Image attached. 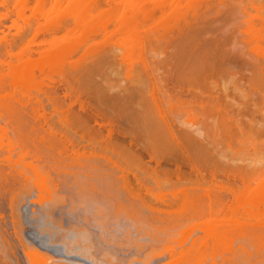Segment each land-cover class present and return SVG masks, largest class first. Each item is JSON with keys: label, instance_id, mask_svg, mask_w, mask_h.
<instances>
[{"label": "bare ground", "instance_id": "bare-ground-1", "mask_svg": "<svg viewBox=\"0 0 264 264\" xmlns=\"http://www.w3.org/2000/svg\"><path fill=\"white\" fill-rule=\"evenodd\" d=\"M264 0H0V5L2 4V5H5L6 4V10H7V13L10 11V13H12L13 15H16V17H14V19L11 17V15H9V16H7V13H0V20H9L8 22H10L9 23V28H8V26H7V30L8 29H10V30H14L15 31V33H14V31H12V33H14L13 34V37H12V34H11V37H10V35L8 36V34L6 33V35H7V38H6V36H4L5 34L3 33V31L4 30H2V32H1V37H0V39H1V41H7V43H6V45H8L9 46V52H8V50H7V53H8V55L11 57V58H16V60H14V62L13 61H10V64H12V66H10V67H12V68H10L11 69V72H10V76H11V78H12V83L15 85V87H17L16 89V91H18V89H19V93H21L22 95V97L25 95L26 97H27V102H29L30 103V107H31V110L33 111V112H31V110H29V111H27V110H24L23 111V109H24V107H22V102L20 103V100H19V97L20 96H18V99L17 100H15L16 98L14 97V94H13V92L11 91V89L9 90V88H8V90L7 89H4L3 87H0V111L1 110H14V109H12V107L13 106H15V102H19L20 104L19 105H21L20 107H17V108H15V110H14V114H16V116L17 117H19L18 118V123L20 124V125H24V134H22V139L19 137V139L20 140H22V142H23V147H25V148H23V149H25V151L27 152L28 151V148H27V146L29 147H31L32 146V148L35 146V148H39L38 149V151L39 152H41L42 153V150H44V151H46L47 150V152H43L44 154H47V155H49V153L50 154H52V152L54 153V151L55 150H53V148L54 149H56V150H58L59 152H57V154H59L61 157H63V156H65V154L63 155V151H65V149H67V148H64V146L66 145V141H65V139H67V141H70L71 143H69V144H71L70 146H73V147H71V149L73 150L77 145H78V147L77 148H75V149H77L76 150V153H75V155H74V157L72 158V156H68L67 155V159L69 158V161H71L70 159L72 158V159H76V161L79 159V160H82V159H98L99 158V156H100V154L99 153H102L103 154V152L102 151H104L105 153L103 154V157H104V155L108 152H111L113 155V157L112 158H115V157H117V159H121V162L122 161H124V162H126V165H127V163H129L128 165H135L137 168L143 163V161H142V163L140 162V164H137V162L139 161L138 159H140L141 160V157L139 158L138 156L140 155L139 153L141 152L140 150H137V151H140L138 154V156H137V153H135L136 151L134 150V148H133V146H135L134 144L135 143H139V145H138V143H137V145H138V147L140 148H143L144 147V149H141V150H148V154L150 153L152 156L153 155H155V157L157 158L158 156H160V154H161V156H160V158L159 159H157V161L158 160H160L161 159V157L163 158V153H165V154H172V155H177L178 153L180 154V153H182L181 155H182V157H187V159L188 160H190V161H192V162H195V163H197L196 161H198V160H202L203 162L204 161H206V162H204V163H209V162H211V163H215L214 165L216 166L217 165V162H218V160H219V162L220 163H222L221 161V159H222V157H224L223 158V160H224V162L223 163H225V161L227 160V158L229 157V156H227L226 154H221L220 152H221V150H220V152H219V154H221L222 156H221V158H219L218 159V157H217V152L215 153L214 151V153H212V152H210L211 150L208 148V147H203L202 146V144H199V143H197L196 142V140L194 139H192V138H190L191 136H190V134H189V132H188V130L186 131V132H188L187 134H186V132H179V130H177V124H174L175 123V120L176 119H179V118H176L178 115H176L175 117H173V115L175 114L174 112L175 111H177L178 109L179 110H181V112L180 113H182V115L184 114L186 117V119H185V123H187V125H188V123H189V120L187 119V116L189 115L188 113H183L184 112V110L185 111H188L189 110V108L191 109V107L193 106V104H194V102H193V104L191 103V101L189 100V99H186L185 98V100H186V104H188L189 105V101H190V104H192V106L191 107H189L188 108V106H187V108L185 107L186 106V104H185V106H184V101L182 102V105H180V107H182L183 109L184 108H186V109H181L180 107L178 108L177 107V103L180 101V98H182V97H180L181 95H180V93L178 94V97H180V98H178L177 96V99H179L178 101H177V103H176V107L174 106V101L176 100V98L174 97V100H172V98L171 97H173V96H170V98H169V100H171V101H173V102H171V101H167V102H169V103H172V104H168L165 100H167L168 98L166 97V96H164V97H166L167 99H164L163 98V100L165 101V103H166V108L163 106V105H165V103H164V101L162 100V99H160L161 97H163V95L164 94H167L166 93V91L163 93V92H161L162 91V88H161V86L159 87L161 90H160V92H161V94H160V92L158 93L159 94V96L161 95V97H159V96H157L158 94H157V92L159 91V88L158 87H156L157 85L159 86V84L158 83H156L157 85L156 86H153L152 84H153V82L155 81L154 80V78H156L160 73L157 71V73H158V75H157V73H155L154 72V70H157L158 68H160L161 67V64H162V66L163 67H161V68H163L164 69V67H166V68H168V69H166V70H168V74H166V76H165V78H164V76H161V74H160V76H159V78H161L163 81H164V79H165V81H169L170 79V81H172L173 80V83H172V87H174V84H175V88H178L177 87V85H176V83L178 82V81H180V82H178V83H181V82H183V81H187L188 80V82H189V80H190V82H191V80H195V79H197V78H199L201 75H203V73L204 72H206V69L208 68H210V65L211 64H213L212 62L214 61L215 63L214 64H217L218 65V63L213 59V60H211L210 58H214V55H213V57H211L212 55H210L209 53L210 52H213L214 53V51H223L224 53H226V55H224L225 56V62L227 63V64H229V66H231V71L230 72H232V70H234L235 72H237V68L236 67H244L245 68V66H249V67H251V68H253V70H251V71H257V72H253L254 73V75H253V73H252V75L254 76V77H252V79L253 78H255L254 80L256 81V82H250L251 84L253 83V85H254V87H255V83H257V84H261V85H263V88H264V67L262 66V64L264 65V58L263 59H259V57L257 56V55H261L262 53H261V51H264V49H263V45L262 44H264V27H262V26H260V28L258 27V23H259V25L261 24V25H263L262 23H264V18H262V16L261 15H263L264 16V12L262 13V10L264 11V9H262V8H264L263 6H264V4H263V6L262 5H260V6H262V8H261V10L259 11V9L257 10L256 9V4H258V6H259V4L261 3V2H263ZM248 5H256V6H252V8H254V11H258V12H256V13H258V14H260V17L262 18V19H260L258 16V14H255L259 19H258V21L260 20V21H263V22H261L260 23V21L259 22H256V24L254 23V21L255 20H251L252 19V17L250 18V15L252 16L253 14H250L249 15V13H247V12H249V11H247V9H249L250 11H251V7L249 8H246ZM257 6V7H258ZM3 9V8H2ZM5 10V9H4ZM246 10V11H245ZM253 11V12H254ZM3 12V11H2ZM252 12V11H251ZM250 12V13H251ZM248 14V15H247ZM242 16H244V17H246V18H243ZM248 16H249V18H250V20L251 21H249L247 18H248ZM242 18H243V21H244V19H246V21H244V22H246L245 24L247 25V23H248V21H249V25H250V29H251V27L252 26H257V27H255L256 29L254 30L255 32H253V30H252V32L250 33V29H248V30H250V31H246V32H244V31H242L241 30V28H243L244 29V27H245V25H243L244 27H239L238 29H240V30H238L237 29V27H238V23L240 24V25H242L241 23H240V21L242 20ZM253 18H254V16H253ZM257 19V18H256ZM243 21H241L242 23H243ZM255 24V25H254ZM8 25V24H7ZM248 28H249V26H248ZM258 28H259V30H258ZM237 29V30H236ZM6 30V31H7ZM244 30H247V26H246V29H244ZM240 31V32H239ZM8 33H9V31H7ZM239 32V33H238ZM242 32H243V34H242ZM241 33V34H240ZM240 34V35H239ZM239 36L241 37V38H239ZM8 37H10V38H8ZM0 41V42H1ZM5 45V46H6ZM8 46H7V48H8ZM245 46V47H244ZM243 47V48H242ZM6 48V49H7ZM245 48H247V50H246V52L244 51V49ZM248 49H249V51H248ZM223 53V54H224ZM262 56H264V54L262 55ZM261 56V57H262ZM210 57V58H209ZM219 57V56H218ZM223 57V56H222ZM216 59H217V57H215ZM5 59V58H4ZM220 59V58H219ZM222 59V58H221ZM224 59L223 60H221L222 61V64H224ZM218 61V60H217ZM3 62V61H2ZM219 62H220V60H219ZM221 63V62H220ZM220 63H219V66H220ZM225 63V64H226ZM160 65L159 67H158V65ZM164 64L166 65V66H164ZM158 68H157V67ZM214 67H216L215 65H213ZM224 65H222L221 67H223ZM226 66V65H225ZM228 65L226 66V68H224V70H223V68H222V70H223V73H225V76H229L230 77V75L232 74H230V73H227V70L229 69L230 70V67H229ZM155 67H156V69H155ZM212 67V66H211ZM213 67V68H214ZM221 67H217V68H221ZM229 67V68H228ZM262 67H263V69H262ZM232 68H235V69H232ZM250 68V69H251ZM255 68V69H254ZM211 69V68H210ZM243 68H241L240 70H242ZM246 69H247V67H246ZM249 69V68H248ZM159 70V69H158ZM166 70L164 71L165 73H166ZM228 70V71H229ZM244 70V69H243ZM242 70V71H243ZM7 71V70H6ZM220 71V70H219ZM233 71V74L235 73ZM238 71H239V69H238ZM222 72V71H221ZM244 72V71H243ZM2 73V72H1ZM155 73V74H154ZM161 73H162V71H161ZM164 73V74H165ZM223 73H221V75H224ZM238 74L240 73V76L239 77H241L242 78V76H243V74H241L242 72L240 71V72H237ZM219 74V73H218ZM230 74V75H229ZM232 74V76H234ZM236 74V73H235ZM255 74H256V77H255ZM156 75V76H155ZM170 76V79H168L169 78V76ZM220 75V76H221ZM242 75V76H241ZM251 75V76H252ZM1 76V75H0ZM3 76V75H2ZM168 76V77H167ZM225 76H223L224 78H225ZM232 76H231V78H232ZM244 76H245V74H244ZM9 77V76H8ZM56 77H59L60 79H62L63 81H66L65 83L68 85V86H66L67 87V90H68V92H73V91H80V92H82L83 94L85 93L86 95H88V97L90 98V99H92L93 100V105H92V107L94 106L95 108V110H97L98 112H103V114H104V116L106 117V115L107 116H109V117H111L110 118V121H111V119L112 120H117L118 122H119V125H122V128H124V132L123 131H121V133H123V137H124V134L126 135V134H131L134 138H135V141L134 140H131V143L134 141L135 143L134 144H131V145H133V146H130V147H132L133 148V151H135V152H133L129 147L127 148V146H124V145H119L118 143L117 144H113V142L112 141H110V143L112 142V145H110V144H104V143H106L107 142V139H106V137H105V139H106V142H105V140H104V142L102 141V140H100V138H102V135L100 136V134L99 133H101V132H99V131H97V132H99V133H94V134H96V135H99L100 136V138L99 137H96L95 138V135H93V133L90 135V138L91 139H93V137H94V144H96L95 145V147H93V145L94 144H92V146L91 145H89L88 146V148L87 147H85V142H86V139H87V137H86V135L88 136L89 135V132L88 131H86V130H89L88 128H89V122H87V120H89V119H87L86 117H84V118H86L85 120H83V121H79L78 120V117L77 116H79V114H81V113H79V114H77V116H75V118L77 117V119L75 120V118H74V120H73V117H72V115H69L70 113H68V115L66 116V117H64V119H63V117L61 118L63 121V125L61 124V126H64V128L65 127H69L70 128V125H72L71 127L72 128H70V130L72 131V129H75V127L76 126H78V128L81 130V128L79 127V126H81L82 127V129L83 130H81V132L82 131H84L85 129V133H86V135L84 134V132L82 133V134H84L85 135V139H80V140H85V144L83 143V144H81V142L80 143H78L79 141V139H77L75 136H78L79 138H81V136L83 137V135L80 133V135H78V134H76V133H78V132H76V130L77 131H79L78 130V128H76L75 129V131H73V133L75 134V136L74 135H72V136H74V138H76V139H74L73 140V138L72 137H70V136H66V138L65 139H62V138H60V136L59 137H57V136H55L54 134L52 135V133H49L48 132V130H46V129H43V126L41 125V127L40 126H37L38 128H36L35 127V124H36V122H33V121H35L34 119H33V117H31V119H30V121H32V122H30V121H22V119H20V118H22V117H20V115L23 113V115H24V113H26L25 111H27L28 113H30L31 114V116H33L34 115V113H37V112H40L41 110L40 109H42V111H41V113H39V114H42V112L46 109L47 110V108H44V107H47V105L49 106V108H50V104H47V101L45 102L46 103V105L44 104V102H42V101H44V100H49V101H51L52 99L53 100H57L56 99V95L58 94V93H56L53 89L54 88H52V87H54V86H52L51 84H49V83H52L54 80H55V78ZM205 77V76H204ZM222 77V78H223ZM226 78L227 80L228 79H230V78ZM235 77V76H234ZM2 78V77H1ZM181 78V79H180ZM224 78L222 79V81L224 80ZM240 78V79H241ZM244 78V77H243ZM160 79V80H161ZM167 79V80H166ZM178 79V80H177ZM203 79V78H202ZM251 78L249 77V80H250ZM159 80V81H160ZM176 80H177V82H176ZM182 80V81H181ZM199 80V79H198ZM204 80V79H203ZM202 80V81H203ZM226 80V81H227ZM236 80V79H235ZM3 81H4V79H3ZM225 81V80H224ZM237 81V80H236ZM234 82L235 84V86H234V89H235V87H238V93H237V91H233V92H236L237 93V95H239L240 93L242 94V92H240L239 90L240 89H242L243 90V88H241L240 86H242V84H243V81H242V84L240 85L239 83L241 82L240 80V82L238 81V82ZM247 81V80H246ZM1 82V81H0ZM48 82V83H47ZM155 82H158L157 80L155 81ZM154 82V83H155ZM162 81H160V83H161ZM175 82V83H174ZM187 82V83H188ZM196 82H199V81H196ZM229 82V81H228ZM2 83V82H1ZM11 83V82H10ZM46 83H47V85H46ZM57 83V82H56ZM59 83V82H58ZM61 83V82H60ZM59 83V84H60ZM166 83V82H165ZM177 83V84H178ZM183 83H185V82H183ZM192 83H193V81H192ZM201 83V82H200ZM207 83V82H206ZM224 83V82H223ZM223 83H222V85H223ZM232 83V82H231ZM236 83H238V84H236ZM3 84V83H2ZM167 84V83H166ZM170 84V83H169ZM190 84V83H189ZM194 84V83H193ZM228 84V83H227ZM245 84V83H244ZM243 84V85H244ZM61 85V84H60ZM182 85H184V84H182ZM182 85H179V86H181L182 87ZM225 85V84H224ZM233 85V84H232ZM231 84H230V88H226V89H230V91L232 92V90H234V89H232L231 90V87L233 88V86H232ZM247 85V84H246ZM2 86V85H1ZM63 87L65 86V84L63 83V85H62ZM61 86V87H62ZM170 86V85H169ZM228 85H226V87H227ZM257 86V85H256ZM259 86V85H258ZM154 87V88H153ZM163 87V86H162ZM171 87V86H170ZM172 87L170 88V90H169V93H170V91L172 92ZM224 88H225V86H223ZM229 87V86H228ZM243 87V86H242ZM253 87V86H252ZM11 88V87H10ZM14 88V87H13ZM60 88V87H59ZM156 88V89H155ZM175 88H173V89H175ZM185 88V87H184ZM240 88V89H239ZM258 88V87H257ZM61 89V88H60ZM63 89V88H62ZM71 89V90H70ZM164 89V88H163ZM180 89V88H179ZM223 89V88H222ZM256 89V88H255ZM258 89H260V87L258 88ZM155 90H156V92H155ZM175 90H177V89H175ZM183 90V89H182ZM182 90H180L181 92H182ZM241 90V91H242ZM174 91V90H173ZM224 91V93L225 92H227L228 94L230 93L229 92V90H223ZM260 91H262V90H260ZM264 91V90H263ZM62 92V91H61ZM79 92V93H80ZM177 92H179V90L177 91ZM232 92V93H233ZM240 92V93H239ZM244 92V91H243ZM56 93V94H55ZM60 93V92H59ZM79 93H78V95H79ZM82 93H81V96H83L82 95ZM175 93H176V91H175ZM235 93V94H236ZM261 93V92H260ZM18 94V93H17ZM71 94V93H70ZM76 94V93H75ZM157 94V95H156ZM163 94V95H162ZM170 94H173V92L172 93H170ZM183 94V93H182ZM228 94L226 95L227 97L226 98H230V96L228 97ZM234 94V95H235ZM256 94V93H255ZM262 94V93H261ZM261 94H260V96H261ZM58 95H61V94H58ZM168 95V94H167ZM177 95V94H176ZM180 95V96H179ZM233 95V96H234ZM264 94H262V96H263ZM15 96H16V94H15ZM77 96V95H76ZM80 96V95H79ZM184 96V95H183ZM225 96V95H224ZM232 96V97H233ZM242 96V95H241ZM240 96V97H241ZM249 96V95H248ZM255 96V95H254ZM261 96V97H262ZM17 97V96H16ZM33 97V98H32ZM61 97V96H60ZM158 97H159V99L161 100V101H163V105H162V103H161V101L160 100H158ZM217 97V96H216ZM253 97V96H252ZM15 98V99H14ZM24 98V97H23ZM84 98V97H83ZM233 98H236V97H233ZM246 98V97H245ZM256 97H254L253 99H255ZM12 99L15 101L13 104L14 105H12ZM22 99V98H21ZM80 99H82V98H80ZM85 99V98H84ZM89 99V100H90ZM183 99H184V97H183ZM219 99H221V98H219ZM232 99V98H231ZM237 99V98H236ZM262 99V101H261V105H258L259 103H257V105H256V102H254L253 104L255 105L254 106V109L252 110L253 111V113H252V115H254L256 112H257V114H260V113H258V112H262L263 114H264V97H262L261 98ZM187 100H188V103H187ZM202 100V99H201ZM210 100V99H209ZM252 100V99H251ZM22 101V100H21ZM73 101V100H72ZM85 101H86V99H85ZM91 101V100H90ZM90 101H87V103H89ZM229 101H230V99H229ZM232 102L234 101V100H231ZM247 100H245V102H246ZM23 102H25V101H23ZM41 104H40V103ZM58 102V101H57ZM56 102V103H57ZM64 104H65V101H64V99H63V101H62ZM225 102H226V100H225ZM228 102V101H227ZM235 103H236V105H238L237 104V102H236V100L234 101ZM233 102V103H234ZM248 102V104L250 103L249 101H247ZM246 102V103H247ZM253 102V101H252ZM257 102H260V98H259V101H257ZM39 103V104H38ZM49 103V102H48ZM68 103V102H67ZM86 103V104H87ZM174 103V104H173ZM228 103H230V102H228ZM228 103L226 104V107L228 106ZM232 103V106L234 107V104ZM53 105H54V103H52ZM63 104V105H64ZM72 104V103H71ZM70 104V105H71ZM76 104V103H75ZM90 105H91V102L89 103ZM181 104V103H180ZM245 104V103H244ZM253 104L251 103V105H252V107H253ZM39 105H42V106H39ZM45 105V106H44ZM52 105V106H53ZM56 105V104H55ZM58 106H56L55 108H53L54 109V114H56V111L58 112V110H60L61 111V109L62 108H64V107H62V106H60L59 107V104H57ZM67 105H69V104H67ZM73 105V104H72ZM71 105V106H72ZM81 105V104H80ZM208 105V104H207ZM223 105H225V104H223ZM229 105H231V103L229 104ZM246 105V104H245ZM179 106V105H178ZM190 106V105H189ZM211 106V105H210ZM209 106V107H210ZM232 106H231V108H232ZM239 107H240V105H238ZM258 106V107H257ZM62 107V108H61ZM68 107H70V106H68ZM68 107H66V109H62V114H63V111H65V110H67L68 109ZM202 107V106H201ZM225 107V106H224ZM225 107V108H226ZM230 107V106H229ZM235 107H237V106H235ZM238 107V108H239ZM242 107H244V105L242 106V103H241V109H242ZM249 107V109H250V107L251 106H248ZM26 108V107H25ZM61 108V109H60ZM71 108V107H70ZM177 110H176V109ZM193 108H195V107H193ZM209 109V108H208ZM229 109V108H228ZM227 109V110H228ZM234 108H232L231 110H233ZM244 109H246V111H247V106H245V108ZM248 109V110H249ZM40 110V111H39ZM70 110V109H69ZM183 110V111H182ZM204 110V109H203ZM203 110H201V111H203ZM213 110V109H212ZM217 110H219V109H217ZM221 110V109H220ZM243 110V109H242ZM21 111H22V113H21ZM49 111V110H48ZM59 111V112H60ZM73 111V110H72ZM71 111V112H72ZM92 111V110H91ZM94 111V110H93ZM194 111V110H193ZM209 111V110H208ZM207 111V112H208ZM216 111V110H215ZM229 111V110H228ZM228 111H227V113L225 114V119H227L226 121H225V119L223 118V115H222V113H220L221 114V121L222 120H224L225 122H226V124H225V122L224 121H222L221 123H224V125L222 126V127H224L226 130H228L226 127L228 126H231V120H229L228 121V118L229 117H227L226 115L228 114ZM245 111V112H246ZM249 111H251V109L249 110ZM46 111H44L43 112V116H44V113H45ZM58 112V114H60ZM67 112H68V110H67ZM75 112V111H74ZM73 112V113H74ZM81 112V111H80ZM95 112V111H94ZM178 112V111H177ZM198 112V111H197ZM225 112V111H224ZM233 112V111H232ZM242 112H243V114H242ZM242 112H240L241 114H242V116H244V111H242ZM21 113V114H20ZM27 113V114H28ZM47 113V112H46ZM49 113V112H48ZM51 113V112H50ZM49 113V115H51L52 116V114L53 113H51L50 114ZM171 113V114H170ZM174 113V114H173ZM231 112H229V114H230ZM247 113V115H249V114H251L250 112H249V114H248V112H246ZM14 114H13V116H14ZM20 114V115H19ZM27 114H25L26 116H27ZM33 114V115H32ZM57 114V115H58ZM65 114H67V113H64V116H65ZM72 114V113H71ZM76 114V113H75ZM170 114V115H169ZM173 114V115H172ZM195 114V113H194ZM224 114V113H223ZM235 114V113H234ZM1 115V114H0ZM10 115V114H9ZM57 115H55V117L57 116ZM102 115V114H101ZM168 115L170 116V117H168ZM184 115H183V117H184ZM197 115H198V113H197ZM196 115V116H197ZM231 116L230 117H232V115H233V113L232 114H230ZM236 115V114H235ZM37 116V115H36ZM103 116V115H102ZM103 116V118H105ZM173 118H172V117ZM200 116V115H199ZM205 116V115H204ZM209 116V115H208ZM241 116V115H240ZM240 116H239V113L237 114V116H236V118L237 117H239L240 118ZM7 117V116H6ZM15 117V116H14ZM47 117V116H46ZM59 117V116H58ZM70 117H71V119H70ZM182 117V118H183ZM213 117V116H212ZM233 117H234V115H233ZM232 117V118H233ZM244 117H246V116H244ZM247 117H249V116H247ZM252 117V116H251ZM250 117V118H251ZM3 118V117H2ZM44 118V117H43ZM82 118H83V116H82ZM82 118L80 119V117H79V119L80 120H82ZM168 118H170V119H168ZM176 118V119H175ZM218 118V117H217ZM223 118V119H222ZM255 118V117H254ZM254 118H251L250 120H249V118H244L245 120H246V122L244 121L243 122V130L241 129V125H242V122H240V120H239V124H241V125H239L240 126V129L242 130V134H244L243 136H245V138L247 139V138H249V136H250V131L249 130H253L254 129V126H255V128H256V124H255V122H253L254 121ZM257 118V117H256ZM0 119H1V117H0ZM15 119H17V118H15ZM52 121L54 120V118L52 119V118H50ZM50 119H48V120H46L45 121V123H47L48 124V127H54L56 130H58L59 128H60V126H58L59 128L57 129V125H55V124H53L54 122H52V124L53 125H55V126H51V120ZM56 119H57V117H56ZM172 119H174V121L172 120ZM184 119V118H183ZM203 119V118H202ZM207 119V118H206ZM243 119V118H242ZM247 119H248V121H247ZM106 120H107V117H106ZM109 120V119H108ZM107 120V121H108ZM170 120H172L171 122H173L172 124H169V123H171V122H168V121H170ZM193 120V119H192ZM237 121H238V118L236 119ZM13 121H14V119H13ZM60 121V120H59ZM86 121V122H85ZM90 121V120H89ZM94 121H95V119H94ZM101 121V120H100ZM205 121V120H204ZM218 121V120H217ZM229 122V124L230 125H228V122ZM237 121H235V123L237 122ZM44 122V121H43ZM56 122H57V120H56ZM61 122V123H62ZM82 122H85V123H88L87 124V126H86V124L85 123H82ZM99 122V121H98ZM6 123H8V122H6ZM16 123V122H15ZM35 123V124H34ZM44 123V124H45ZM60 123V122H59ZM106 123V122H105ZM114 123H116V122H114ZM113 122H111V123H109V124H114ZM177 123H178V121H177ZM190 123H191V121H190ZM194 123V122H193ZM199 123V122H198ZM220 123V122H219ZM14 124V123H13ZM33 124H34V127H33ZM41 124V123H40ZM57 124H58V122H57ZM99 124V123H98ZM101 124V123H100ZM103 124V123H102ZM237 124V123H236ZM26 125V126H25ZM73 125H76L75 127H73ZM91 125V124H90ZM106 125V124H105ZM117 125V124H116ZM173 127H172V126ZM174 125H176L175 126V128H174ZM178 125H179V123H178ZM193 125V124H192ZM191 125V127L193 128V126ZM215 125H217V124H215ZM222 125V124H221ZM220 125V126H221ZM238 125V124H237ZM236 125V126H237ZM1 126V125H0ZM47 126V125H46ZM103 126V125H102ZM111 126V125H110ZM114 126H115V124H114ZM234 126V125H233ZM246 128H245V127ZM113 127V125L111 126V128ZM186 127H188V128H190L189 126H186ZM185 127V128H186ZM20 128V127H19ZM23 128V127H22ZM21 128V129H22ZM63 128V129H64ZM117 128V127H116ZM66 129V128H65ZM65 129H64V131H65ZM91 129V128H90ZM105 129H108V128H105ZM113 129H114V127H113ZM191 129V128H190ZM230 129V128H229ZM234 129H235V127H234ZM245 129H247L246 131H245ZM257 129V128H256ZM255 129V130H256ZM59 130H61V129H59ZM58 130V131H59ZM68 130V132H69V129H67ZM94 130H96L95 128L93 129V130H91L92 132L94 131ZM98 130V129H97ZM112 130V129H111ZM207 130V129H206ZM215 130V129H214ZM232 129H230V131H231ZM238 130V129H237ZM237 130H234V131H237ZM37 131V132H36ZM117 131V130H116ZM119 132H120V130H118ZM118 131H117V134H118ZM200 131V130H199ZM210 131V130H209ZM229 131V130H228ZM229 131V132H230ZM233 131V130H232ZM231 131V132H232ZM239 131V130H238ZM237 131V132H238ZM244 131H245V133L246 132H248V134H249V136L248 137H246L247 135H245V133H244ZM261 131V130H260ZM35 132V133H34ZM60 132V131H59ZM95 132V131H94ZM126 132V133H125ZM195 133H196V131H194ZM204 132V131H203ZM240 132V131H239ZM238 132V133H239ZM3 133H4V129L2 128V126L0 127V149H4L5 147H4V145H6V149H4V150H1V151H3V154H2V157H3V159H1L0 161H5V162H7L8 163V165H9V169H10V171L13 169V167H14V170H16V168H18V166H21L22 164H23V167L25 166L26 168L28 167H30V169H32L33 170V168H34V166H33V163H25V162H23L22 163V160H24L25 159V155L27 154V153H25L24 154V151H20V152H18V157H13L12 156V154H11V152H13L14 153V151H12L13 149L11 148V147H14L13 146V144H15L14 142V140L16 139L17 141H16V143L17 142H19L18 141V139L17 138H15L14 140H12V141H14L13 142V144L12 143H10V142H12V141H7V143H10V145H8L7 143L5 144L4 143V135H3ZM6 133V132H5ZM18 133V132H17ZM120 133V134H121ZM182 133V136H180L179 134H181ZM191 133V132H190ZM210 133V132H209ZM208 133V134H209ZM223 133V132H222ZM227 133V132H226ZM241 133V132H240ZM253 133H255L254 131H253ZM33 134L35 135V138L33 137ZM109 134V133H108ZM189 134V135H188ZM197 134V133H196ZM200 134V133H199ZM241 134V135H242ZM206 135V134H205ZM228 135V134H227ZM109 136V135H108ZM129 135H127L126 136V139H128L127 137H128ZM197 136V135H196ZM223 136V135H222ZM230 136V135H229ZM243 136H241V137H243ZM63 137V136H62ZM110 137H112V135L110 134ZM120 137V136H119ZM121 137H122V135H121ZM122 137V139H125V137L123 138ZM205 137V136H204ZM240 137V138H241ZM59 138H60V140H59ZM89 137H88V139H90ZM134 138H132V139H134ZM194 138V137H193ZM200 138V137H199ZM198 138V139H199ZM237 137H236V135H235V139H236ZM239 138V137H238ZM254 138V137H253ZM90 139V140H91ZM109 139H111V138H109ZM210 139V138H209ZM242 140H243V138H241ZM65 141L64 142V144H63V142H61V141ZM117 139H114L113 141H116ZM237 140V142H238V139H236ZM241 140V141H242ZM248 140H250V138L248 139ZM252 140V139H251ZM245 141V140H244ZM260 141V140H259ZM22 142L20 141L19 143L20 144H22ZM74 142H77L78 144H73ZM87 142H88V140H87ZM90 142V141H89ZM91 142H93V141H91ZM119 142V141H118ZM127 142H128V140H127ZM240 142V141H239ZM252 142H253V140H252ZM129 143V142H128ZM202 143V142H201ZM240 143H242V142H240ZM254 143H255V141H254ZM11 144H12V146H11ZM68 144V143H67ZM81 144V145H80ZM239 144V143H238ZM248 144V143H247ZM34 145V146H33ZM75 145V146H74ZM82 145H84V146H82ZM130 145V144H129ZM228 145H230L231 146V144H229L228 143ZM227 145V146H228ZM239 145H241V144H239ZM20 146V145H19ZM69 146V145H68ZM69 146V147H70ZM79 146H81L82 148H80L79 149ZM207 146V145H206ZM224 147L225 149L226 148H228L229 150H233L232 148H230V146H228V147ZM237 146V145H236ZM4 147V148H3ZM66 147V146H65ZM85 147V148H84ZM95 148L94 150H93V148ZM232 147V146H231ZM241 147H244V146H241ZM61 148V150L63 149V151H61V150H59ZM87 148V149H86ZM92 148V149H91ZM207 148V149H206ZM235 148V147H234ZM258 148H259V146H258ZM53 151H52V150ZM70 149V150H71ZM138 149V148H137ZM215 149V148H214ZM224 149V150H225ZM227 149V150H228ZM243 149V148H242ZM49 150V151H48ZM68 150V149H67ZM67 150H66V152H67ZM85 150H87L86 151V153L88 152V150H90V154L89 153H87V155H86V153L84 152ZM95 151L96 152V154L97 155H93L92 153H94V152H92L91 153V151ZM210 150V151H209ZM240 150V149H239ZM243 150H245V148L243 149ZM17 151V150H16ZM52 151V152H51ZM69 151V150H68ZM107 151V152H106ZM178 151H180V152H178ZM217 151V150H216ZM226 151V150H225ZM236 153L238 152V150L236 151V150H234ZM241 151V150H240ZM56 152V151H55ZM62 152V153H61ZM231 152V151H230ZM72 153V152H71ZM74 153V152H73ZM107 153V154H108ZM111 153H109V155L111 154ZM223 153V152H222ZM56 154V153H55ZM54 154V155H55ZM62 154V155H61ZM68 154H69V152H68ZM91 154L93 155V156H91ZM95 154V153H94ZM101 154V155H102ZM145 154H146V152H145ZM147 154V155H148ZM163 154V155H162ZM229 154V153H228ZM240 154V153H239ZM242 154L243 155H245L244 157H241L242 156ZM242 154H240V155H238L239 156V158H238V161L240 160V161H242V162H244V164H245V162L247 163V164H245L246 165V167L245 166H242L243 167V169H241V171L242 172H244V174H246V173H251V176H250V178L248 179V181H244V188L242 189V190H239L235 195V197H236V201H235V203L234 204H232V203H230V204H232V205H230V206H228V211L225 213V214H223V215H221L219 212H221L219 209L217 210V209H212L211 208V210L208 212V214H207V217H205V219H203L202 220V222H199L198 224L196 223V224H192L191 226H186V228L182 231V233L179 235V237L178 236H176L175 237V241L177 242V243H179V244H182V243H185L187 240H188V238H189V236H190V234H191V232L194 230V228H199L202 232H203V234L201 235H199L198 237H196V239H194V241L192 242V240H191V242L188 244L189 246H187V247H183V249H182V247H181V251L182 252H178V253H171V256H170V254L168 255V257H169V260H167L166 261V259H168V258H164L165 259V262H167V263H165V264H205V262L203 263V261L204 260H202L203 258H206V259H208V256L210 257V259H211V257L213 258L212 260V264H219V261H217L216 259H217V257H219V259H221L220 261V264H264V162H262L264 159H263V157L261 158V155L262 154H264V153H262V151L261 150H254L253 149V152H249L248 150L245 152H243ZM99 155V156H98ZM143 155V154H142ZM142 155H140V156H142ZM151 155H149V156H151ZM166 155V156H167ZM175 155V156H176ZM227 156V157H225V156ZM50 156V155H49ZM96 156H98L97 158H95ZM115 156V157H114ZM144 156V155H143ZM170 156V155H169ZM175 156H173L174 158H177V156L175 157ZM47 157V156H46ZM52 157H54L53 156V154H52ZM52 157H51V159H52ZM56 157V156H55ZM106 157V156H105ZM104 157V158H105ZM109 157V156H108ZM111 157H109L110 159H111ZM155 157H152V159H155ZM171 157V156H170ZM173 157H171V159L173 158ZM181 157V156H180ZM185 157V158H186ZM245 157H246V159H245ZM16 158V160H13V159H15ZM100 158H102V156L100 157ZM109 158H108V160H109ZM143 158V157H142ZM173 158V159H174ZM179 158V157H178ZM184 158V159H185ZM226 158V159H225ZM260 158L262 159V161L260 160ZM37 159H38V157H37ZM47 159H48V157H47ZM54 159V158H53ZM62 159H65V158H62ZM103 159V158H102ZM123 159V160H122ZM26 160V159H25ZM56 160V159H55ZM115 160H116V158H115ZM115 160H111V161H114V163H116L115 162ZM165 160H167V158H165ZM237 160V159H236ZM45 161V160H44ZM85 161V160H84ZM88 161V160H87ZM94 161V160H93ZM120 161V160H119ZM118 161V162H119ZM145 161V160H144ZM148 161V160H147ZM146 161V162H147ZM155 161H156V159H155ZM175 161V160H174ZM201 161V162H202ZM231 161V160H230ZM238 161H237V163H238ZM62 161H60V163H61ZM75 162V161H74ZM80 162V161H79ZM82 162V161H81ZM107 162V161H106ZM166 162V161H165ZM168 162V161H167ZM176 162V161H175ZM174 162V163H175ZM191 162V163H192ZM218 162V165L220 164ZM227 162V161H226ZM241 162V163H242ZM261 162V163H260ZM2 163V162H1ZM0 163V164H1ZM63 163V162H62ZM62 163H61V165H62ZM65 163V162H64ZM77 163V162H76ZM83 163V162H82ZM81 163V164H82ZM91 163V162H90ZM89 163V164H90ZM157 163H159V162H157ZM169 163H170V160H169ZM172 163V162H171ZM179 163V162H178ZM210 163V165H213V164H211ZM228 163H230V162H228ZM254 164V166L256 165H260V164H262V167H261V165L260 166H258V167H251V164ZM19 164V165H18ZM66 164V163H65ZM95 164V163H94ZM106 164V163H105ZM148 164V163H147ZM227 164V163H226ZM234 164H236V163H234ZM239 164V163H238ZM243 164V165H244ZM252 164V165H253ZM71 165H74V164H71ZM80 165V164H79ZM88 165V164H87ZM92 165V164H91ZM91 165H89V166H91ZM122 165H124V163L122 164ZM128 165H127V167H125V171H126V168H127V170L129 169L128 168ZM138 165V166H137ZM145 165V164H144ZM176 165V164H175ZM196 165V164H195ZM221 165V164H220ZM217 166V167H221V166ZM223 165V164H222ZM249 165V168L251 167V169H249V171H247V172H245V171H243V170H248L247 169V166ZM37 166H38V163H37ZM68 166H69V164H68ZM81 166V165H80ZM83 166V165H82ZM95 166V165H94ZM115 166V165H114ZM119 166H120V163H119ZM141 166H143V165H141ZM146 166V165H145ZM228 166V165H227ZM232 166V165H231ZM234 166H236V165H234ZM12 167V168H11ZM16 167V168H15ZM56 167V166H55ZM54 167V168H55ZM72 167V166H71ZM76 167V166H75ZM75 167H74V169H75ZM87 167V169H88V166H86ZM111 167V166H110ZM162 167V166H161ZM198 167V166H197ZM244 167H245V169H244ZM1 168H3V167H1ZM20 168V167H19ZM68 168V167H67ZM67 168H66V170H67ZM79 169L80 168H82V167H78ZM89 168H91V167H89ZM122 168H124V167H122ZM144 168H146V167H144ZM143 168V169H144ZM148 168V167H147ZM146 168V169H147ZM212 168V167H211ZM232 168V167H231ZM230 168V169H231ZM256 168H258V169H260V170H258V173H256V170H254V169H256ZM37 169V168H36ZM63 169H65L64 167H63ZM70 169H72V168H70ZM77 169V168H76ZM84 169V168H83ZM100 169H101V167H100ZM133 169V168H132ZM219 169V168H218ZM262 169V170H261ZM7 170V169H6ZM20 170H21V168H20ZM19 170V171H20ZM51 170V169H50ZM56 170V169H55ZM57 170H59V169H57ZM73 170V169H72ZM71 170V171H72ZM94 170V169H93ZM97 170V169H96ZM135 170V169H134ZM138 171L137 172H139V169H137ZM149 170V172L148 173H150V172H152V173H150L149 175L151 176H149V178L150 179H152L153 177H155L156 178V180L157 181H153V179H152V182L151 183H153V185L155 186V184H158L159 183V181H161L160 182V184L161 185H164V184H170L171 182H166L165 181V179L164 178H161V177H168L169 178V176H168V172H167V170H166V173H164L163 171H165V170H163L162 171V173H164V174H159L160 173V171L159 172H153V171H151L150 169H148ZM154 171H156L155 169H153ZM232 170V169H231ZM235 170V169H234ZM240 170V169H239ZM254 170V171H253ZM17 171V173H20V174H17V176H19V175H22V174H26L24 171H23V169H22V171L24 172V173H22V172H18V169L16 170ZM36 171V173L35 174H33V172H32V174L34 175L33 176V178H34V180H33V182H30V181H32V180H30V179H32L31 177H30V179H28L29 180V182H27V183H29V184H31L32 183V186H33V184H34V187L37 189V191H38V196L37 197H39L38 198V201H41V203H43L42 201H50L51 200V194L53 193V191L54 190H56V187H54V189H52L53 187H52V185H51V183L50 182H52V184H55L53 181H52V176L50 177V175H48V177H49V179L51 180L50 182L48 181V178H47V176H45L44 174H42L43 173V171H41L42 173H39V171L38 170H34V172ZM64 171V170H63ZM68 171H69V169H68ZM83 171H85V170H83ZM91 171V170H90ZM111 171V170H110ZM114 172H116L115 171V169L113 170ZM130 171V170H129ZM132 171V170H131ZM176 171V170H175ZM196 171V170H195ZM214 171V170H213ZM15 172V171H14ZM14 172L12 171V173H11V175L12 176H15L16 177V175H14ZM70 172V171H69ZM74 172V171H73ZM81 172V171H80ZM114 172L112 173V174H114ZM120 172V171H119ZM134 172V171H133ZM144 172V171H143ZM147 172V171H146ZM170 172V171H169ZM224 172V171H223ZM5 173V172H4ZM7 173V172H6ZM9 173V174H10ZM77 173V172H76ZM98 173H100V172H98ZM126 173V172H125ZM124 173V171H123V173L121 174V173H119V174H121V178H122V175H124L125 174ZM128 173V172H127ZM155 173V174H154ZM203 173V172H202ZM214 173H216V172H214ZM227 173V172H226ZM78 174V173H77ZM77 174H75V175H77ZM84 174H86V173H84ZM89 174V173H88ZM103 174V173H102ZM117 175V178H118V176H119V178H120V175ZM132 174H135V173H132ZM153 174V175H152ZM219 174V173H218ZM234 174V173H233ZM69 175V174H68ZM68 175L66 176L65 175V172H64V176L65 177H67L68 178ZM74 175V176H75ZM91 175V174H90ZM95 175V174H94ZM137 175V174H136ZM136 175H134V177H136ZM156 175H157V177H156ZM179 175V174H178ZM22 176H24V175H22ZM72 176V175H71ZM73 176V177H74ZM81 176H84V175H81ZM88 177H91V176H89V175H87ZM102 176H105V175H102ZM101 176V177H102ZM125 176V175H124ZM137 176H140V174L138 173V175ZM146 176V175H145ZM144 176V177H145ZM148 176V175H147ZM146 176V177H147ZM230 176V175H229ZM241 176H242V174H241ZM247 176V175H246ZM20 177V176H19ZM24 177H26V176H24ZM79 176L77 175V178H78ZM85 177V176H84ZM98 177H100V176H98ZM100 177V178H101ZM114 178L116 177V176H113ZM179 177V176H178ZM195 177H197V176H195ZM194 177V178H195ZM202 177V176H201ZM216 177V176H215ZM234 177V176H233ZM243 177V176H242ZM248 177H249V175H248ZM17 178V177H16ZM20 178H22V177H20ZM29 178V177H28ZM60 178V177H59ZM59 178H57V179H59ZM63 178V177H62ZM62 178H60V179H62ZM74 178H76V177H74ZM76 178V179H77ZM86 178V177H85ZM91 178H93V181H94V176L93 177H91ZM103 178V177H102ZM110 178H111V176H110ZM127 177H125V179L123 178V180L121 181V183L123 184V186H124V188H126L127 187V185L129 186L130 184L129 183H127V182H129L127 179H126ZM142 178H143V176H142ZM154 178V179H155ZM159 178V179H158ZM160 178H161V180H160ZM168 178H166V180L168 179ZM182 178V177H181ZM187 178V177H186ZM19 179V178H18ZM27 179V178H26ZM25 179V180H26ZM54 179V178H53ZM66 179V178H65ZM70 179H72V177L70 178ZM79 179V178H78ZM77 179V180H78ZM87 179V178H86ZM90 179V178H89ZM107 179L108 180H110L108 177H107ZM135 179H137V178H135ZM145 179V178H144ZM147 179H148V177H147ZM146 179V180H147ZM149 179V180H150ZM164 179V180H163ZM171 179H173V178H169L168 179V181L170 180V181H172ZM191 179V178H190ZM228 179V178H227ZM242 179H245L244 177L242 178ZM69 180V179H68ZM80 180H81V178H80ZM83 180H84V178H83ZM98 180V179H97ZM107 180V181H108ZM138 181H140V179H137ZM145 180V181H146ZM149 180H147V181H149ZM189 180V179H188ZM185 181L183 184H181L180 185V180H179V183H178V185H175L174 187H171V185L173 186V181H172V183L170 184V186L168 185V188H167V190H169V187L170 188H172L173 189V192L170 190V193H169V191H168V193L169 194H167L166 192V188H164L165 190H163V188H160L159 186H161V185H156V186H158L160 189H161V191H156V189H155V191H153V190H151V187H153V185L150 187V189H149V191H151V193H152V195H153V192H154V195L156 194V193H158V194H156L155 195V197H157V195L158 196H160V198L161 199H163V197L164 196H166V195H172L174 198H175V196L177 197L176 198V202L177 203H173V202H175L174 201V199H172L171 201H172V204L174 205V207H175V204H177L176 205V208H172V207H170V206H172L170 203H169V207L171 208H169V207H166V208H168L170 211L173 209V211H171V214H172V218H173V214H174V217L175 218H173L174 220H175V223L173 222V220H172V218L169 216V214H170V211L169 210H167L166 208V210H163V211H165V212H162L161 210L163 209L162 207H161V205H160V207H159V209L157 208H155L158 212H159V214L160 213H164L165 215L162 217V219H161V217H160V219L163 221V219H168V217H170L169 219H170V222H172L174 225H172V223H170V222H168L169 221V219L167 220V221H164V222H168L169 223V225L171 224V226L170 227H168L169 225H166V224H164L163 222H162V225H163V227H168L167 229L168 230H174V229H176V227H177V229H176V231H175V233L174 234H177L176 232H177V230H178V226H179V223H181L182 222V220H183V222L186 220H184V218H185V216H189L190 215V213H191V216H193L192 214L194 213V212H192L193 210H194V208H195V205H196V203H195V200H193V198H191L190 196H189V194L190 193H195V191L193 190V183H192V180L189 182V181ZM19 181V180H18ZM21 181V180H20ZM72 181V180H71ZM76 181V180H75ZM87 180H85V182H86ZM106 181V180H105ZM111 181H113V179L111 180ZM116 181V183H117V180H115ZM114 181V182H115ZM124 181V182H123ZM201 181V180H200ZM213 181V180H212ZM223 181V180H222ZM227 181V180H226ZM225 181V182H226ZM4 182V181H3ZM22 182V181H21ZM61 182V181H60ZM63 182H65V181H63ZM62 182V183H63ZM70 182V181H69ZM77 182V181H76ZM83 182V181H82ZM84 182V183H85ZM99 182V181H98ZM101 182V181H100ZM131 182V181H130ZM141 182H142V180H141ZM140 182V183H141ZM155 182V183H154ZM157 182V183H156ZM166 182V183H165ZM189 182V183H188ZM197 182H198V180H197ZM50 183V184H49ZM57 183V182H56ZM72 183H74V179H73V182ZM80 183V185L82 184L81 182H78L77 184H79ZM88 183V182H87ZM86 183V184H87ZM91 183V182H90ZM109 183H111V182H109ZM118 183H120V180H119V182ZM118 183H117V186H118ZM120 183V184H121ZM150 183V182H149ZM163 183V184H162ZM218 183V182H217ZM15 184V183H14ZM28 184V185H29ZM59 185L61 184V183H58ZM64 184V183H63ZM62 184V185H63ZM76 184V183H75ZM85 184V185H86ZM91 184H93V182L91 183ZM95 184V183H94ZM101 184H102V182H101ZM106 184L108 185V183L106 182ZM112 184V183H111ZM125 184V185H124ZM142 185H143V182L141 183ZM146 184H147V182H146ZM191 184V186H189ZM195 184V183H194ZM201 184V183H200ZM199 184V185H200ZM207 184V183H206ZM222 184V183H221ZM227 184V183H226ZM49 185H51V189L53 190L52 192H51V190H50V186ZM66 185H68V184H66ZM65 185V186H66ZM71 185V184H70ZM74 185V184H73ZM83 185V184H82ZM90 185V184H89ZM88 185V186H89ZM96 185H98V184H96ZM96 185H94L95 187H96ZM103 185V184H102ZM106 185V186H107ZM110 185V184H109ZM114 185V183L112 184V187H114L113 186ZM131 185H133L132 183H131ZM150 185V184H149ZM224 185V184H223ZM30 186V185H29ZM29 186H27V187H29ZM56 186H57V184H56ZM93 186V187H94ZM100 186V185H99ZM104 186V185H103ZM111 186V185H110ZM120 186V185H119ZM114 187L115 189H118V188H120V189H122L123 191L122 192H124V190H126V189H123V186L122 187ZM126 186V187H125ZM134 186H138V185H134ZM141 186V185H140ZM144 186H145V184H144ZM166 186V185H165ZM164 186V187H165ZM181 186V187H180ZM196 186H197V184H196ZM227 185H225V187H226ZM10 187V186H9ZM26 187V186H25ZM58 187V186H57ZM71 187H75V186H71ZM77 187H78V185H77ZM76 187V188H77ZM112 187H110V188H106L105 186H104V188H106V189H108V190H110ZM130 187V186H129ZM139 187V186H138ZM138 187L136 188V189H138ZM167 187V186H166ZM198 187V186H197ZM196 187V188H197ZM220 187V186H219ZM234 187H236V186H234ZM238 187V186H237ZM69 188V187H68ZM76 188H74V189H76ZM78 188H81L80 186L78 187ZM76 189L75 190V192H77V190H79V189ZM85 188V187H84ZM86 188H87V186H86ZM85 188V189H86ZM92 188V187H91ZM90 188V192H92L93 191V193H94V195H95V193H96V195H95V199H97V198H100L101 197V194L102 195H106L105 193L103 194V192L101 193V192H99L101 189H99V187H97L98 188V190L99 191H97V192H99V193H101L100 195H99V193H97L95 190H92ZM134 187H131V189H133ZM139 188H141V187H139ZM146 188H149V186L147 185V187H145V190H146ZM195 188V187H194ZM199 188V187H198ZM203 188V187H202ZM204 188H205V185H204ZM229 188V187H228ZM62 189V188H61ZM63 189L65 190V187H64V185H63ZM73 189V190H74ZM82 189V188H81ZM80 189V190H81ZM94 189V188H93ZM114 189V190H115ZM135 189V188H134ZM142 189H144V188H142ZM158 189V188H157ZM159 189V190H160ZM208 189V188H207ZM225 189V188H224ZM4 190V189H3ZM58 190V189H57ZM68 190H71V189H68ZM73 190H71V191H73ZM79 190V191H80ZM82 190H84V189H82ZM81 190V192L80 193H82L83 191ZM87 190V189H86ZM104 190V189H103ZM108 190H106V192L108 191ZM113 190V191H114ZM129 190H130V188H129ZM148 190V189H147ZM162 190L163 191H166L165 193H163L162 192ZM191 190V191H190ZM235 189H233V191H234ZM2 191V190H1ZM25 191V190H24ZM32 191V190H31ZM79 191H78V193H77V195H80L79 194ZM88 191V190H87ZM95 191V192H94ZM112 191V192H113ZM116 191H120L119 189L118 190H116ZM127 191H128V187H127ZM132 190H130V191H128V192H130L128 195L130 196V194L132 193L131 192ZM134 191H136V190H134ZM140 191V190H139ZM153 191V192H152ZM190 191V192H189ZM13 192V191H12ZM21 192V191H20ZM70 192V191H69ZM89 192V193H90ZM111 192V190H110V194L108 193V195H109V199L111 198V200H110V202L109 203H111V202H115L114 203V206L116 205V203L118 204V202L120 201V202H122L121 201V199H120V197H123L122 196V194L123 193H121V194H118L117 192H116V194H118V195H121L120 197H119V199L120 200H118L117 199V197H115V196H113L114 194ZM128 192H124V193H128ZM235 192V191H234ZM23 193V192H22ZM21 193V194H22ZM25 193V192H24ZM23 193V194H24ZM36 193V192H35ZM83 193H85V190H84V192ZM83 193L80 195V196H84V197H88V199H89V201H92L91 199L93 198V193L91 194V195H89L88 194V192H86V194H84L83 195ZM120 193V192H119ZM137 193V192H136ZM134 194V192L132 193V194H134V195H136V196H138V193L137 194ZM160 193V194H159ZM161 193H162V195H161ZM242 193H244V194H242ZM13 194H16V193H13ZM20 194V193H19ZM22 194V195H23ZM74 194H76V193H74ZM88 194V195H87ZM113 194V195H112ZM115 194V195H116ZM131 194V195H132ZM191 194V195H192ZM65 195H66V193H65ZM85 195H87V196H85ZM97 195H99L98 197H97ZM108 195H107V200H108ZM117 195V196H118ZM123 195H125V194H123ZM134 195H132L129 199H131L132 197H133V199L135 198L136 199V197L134 196ZM11 196H12V194H11ZM19 196V195H18ZM17 195H16V197H18ZM25 196V195H24ZM55 196H57V195H55ZM60 196V195H59ZM68 196V195H67ZM72 196V195H71ZM79 196V197H80ZM92 196V197H91ZM112 196H113V201H112ZM127 196V195H126ZM140 196V195H139ZM138 196V197H139ZM141 196H143V195H141ZM168 196V197H169ZM171 196V197H172ZM10 197V196H9ZM15 197V195H14V198H11L10 200H11V202H10V212H11V214H12V224L15 226V233H16V235L18 236V233L20 234V232H19V230H18V225H20L21 224V222H19V218H18V209H17V203H20V202H18V200H17V198ZM75 197V196H74ZM77 197V196H76ZM89 197H91V198H89ZM103 197H105V196H102V198L101 199H103V201H104V198ZM114 197L118 200V202H117V200L115 201V199H114ZM125 197V196H124ZM154 197V196H153ZM192 197H194V196H192ZM213 197V196H212ZM25 198V197H24ZM63 198V197H62ZM73 198V197H72ZM80 198H82V197H80ZM80 198H78L79 200H80ZM105 198V199H106ZM126 198V197H125ZM127 198H128V196H127ZM126 198V199H127ZM147 198V197H146ZM159 198V203H161V202H163V203H165L166 202V200H165V202L162 200L161 202H160V199ZM167 198V197H166ZM165 197H164V199H166ZM59 199H60V197H59ZM64 199V198H63ZM101 199H98L99 201L101 200ZM129 199L127 200V202L129 201ZM134 199V200H135ZM137 199H139V198H137ZM136 199V200H137ZM144 199V198H143ZM142 199V200H143ZM155 199V198H154ZM153 199V200H154ZM169 199H170V197H169ZM169 199H167V200H169ZM62 199H60V201H61ZM74 199H72V202H74L73 201ZM75 200H77V199H75ZM86 200H87V198H86ZM107 200H105V202L107 201ZM134 200H132V201H134ZM145 200V199H144ZM144 200H143V202L141 201V204L142 203H144V205L142 206V205H140L139 206V208H141V209H139L138 208V206L136 207V208H138L140 211L142 210V208L144 209V210H147L148 208L150 209V207H148V206H150V205H148L149 204V201L147 200H145V202H144ZM152 199H150V201H151ZM153 200L150 202V203H152L153 202ZM156 200H158V198L156 199ZM53 201H55V200H53ZM57 201V200H56ZM68 201H70V200H68ZM67 201V202H68ZM83 201H85L84 200V198H83ZM102 201V203H104ZM131 201V200H130ZM130 201H129V203H130ZM131 201V202H132ZM233 201V200H232ZM25 202V201H24ZM108 202H106V203H108ZM119 202V203H120ZM125 202V201H124ZM147 202H148V204H147ZM158 202V201H157ZM197 202V201H196ZM226 202V201H225ZM46 203H48V202H46ZM66 203V202H65ZM71 203V202H70ZM76 202H74V204H75ZM80 203V202H79ZM86 203V202H85ZM92 203V202H91ZM105 203V204H106ZM145 203H146V205H145ZM162 203V204H163ZM22 204V203H21ZM62 204V203H61ZM64 204V203H63ZM62 204V205H63ZM84 204V203H83ZM96 204H98V203H96ZM121 204V206H120V208L121 207H123L124 208V206H125V204H123V203H120ZM122 204H123V206H122ZM131 204V203H130ZM138 205H139V203H137ZM158 203H156L155 205H157ZM212 204V203H211ZM81 205H82V202H81ZM81 205H80V207H81ZM88 205V204H87ZM107 205V204H106ZM105 205V206H106ZM109 205V204H108ZM107 205V207H109ZM111 205H113V204H111ZM132 205H133V202H132ZM148 205V206H147ZM154 205V206H155ZM167 205H168V202H167ZM167 205H165V206H167ZM216 205V204H215ZM229 205V204H228ZM49 206H51V204H49ZM54 206V204H52V208H54L53 207ZM86 206V205H85ZM99 206H101V205H99ZM114 206L113 207H110V208H113V209H115L114 208ZM119 206V205H118ZM128 206L129 205H126L125 207H127L128 208ZM142 206V207H141ZM158 206V205H157ZM164 205H163V207H165ZM82 207H84V206H82ZM89 207V206H88ZM96 207V206H95ZM101 207H103V206H101ZM135 207V206H134ZM148 207V208H147ZM152 207H153V205H152ZM202 207V206H201ZM51 208V212H52V209ZM72 208V207H71ZM87 208V207H86ZM94 208V207H93ZM110 208H108V209H110ZM116 208H117V206H116ZM123 208H121L122 210H123ZM147 208V209H146ZM154 208V207H153ZM152 208V210H154V211H156L155 209H153ZM160 208H162V209H160ZM198 208V207H197ZM197 208H195V209H197ZM204 208V207H203ZM202 208V209H203ZM209 209H210V207H208ZM220 208V207H219ZM55 209H56V207H55ZM60 209H62V208H60ZM89 209V208H88ZM107 209V208H106ZM106 209H104V212H107V211H105ZM117 209H119V207L117 208ZM126 209V208H125ZM121 210L120 211V209L119 210H117V212L119 211V212H121V213H123L124 211L127 213V211L130 209V207L128 208V210L126 211V210ZM199 209V208H198ZM66 210V209H65ZM73 210H75V209H73ZM72 210V211H73ZM78 210V209H77ZM95 210V209H94ZM98 210L99 209H97V213H98ZM102 210V209H101ZM112 210V209H111ZM133 210H135V209H133ZM132 210V211H133ZM151 210V209H150ZM150 210H149V215L150 214H152L153 213V216L151 215L150 217H155L154 216V214L156 213H158V212H151L150 213ZM17 211V212H16ZM50 211V210H49ZM70 211V210H69ZM82 211V210H81ZM84 211H86V209L84 210ZM88 211V210H87ZM103 211V210H102ZM110 211V210H109ZM130 211V210H129ZM138 211V210H137ZM161 211V212H160ZM167 211H168V213H167ZM50 212V213H51ZM54 212V211H53ZM52 212V213H53ZM111 212V211H110ZM116 211H115V213H117ZM134 212V211H133ZM142 212V211H141ZM140 212V213H141ZM173 212V213H172ZM200 212V211H199ZM198 212V213H199ZM17 213V214H16ZM49 213V214H50ZM51 213V214H52ZM70 213V212H69ZM68 213V214H69ZM82 213V212H81ZM121 213H117L118 214V216H120V215H122ZM130 213V212H129ZM135 213V212H134ZM134 213H133V215H134ZM138 213V212H137ZM167 213V214H166ZM198 213H197V215H198ZM51 214H50V216H51ZM63 214V213H62ZM79 214V213H78ZM102 214V213H101ZM111 214H114L113 212L111 213ZM110 214V215H111ZM124 214V213H123ZM131 215H132V213H130ZM130 214L128 215V216H130ZM143 214V213H142ZM147 214V213H146ZM146 214H144V216L146 215ZM170 214V215H171ZM53 215V214H52ZM70 215H71V213H70ZM90 215V214H89ZM106 215V214H105ZM109 215V214H108ZM127 215V214H126ZM135 215H136V213H135ZM158 215V214H157ZM161 215V214H160ZM166 215L168 216V217H166ZM201 215V214H200ZM206 215V214H205ZM63 216V215H62ZM93 216V215H92ZM97 216V215H96ZM124 216V215H123ZM141 216V215H140ZM147 216H148V214H147ZM147 216H145L146 218H147ZM1 217V216H0ZM86 217V216H85ZM105 217V216H104ZM111 218H112V216H110ZM122 217V216H121ZM125 217V216H124ZM133 217V219L131 218V216L129 217V219L131 218L132 219V221L133 220H135V219H137V218H139V216L137 215V216H135L136 218H134V216H132ZM143 217V216H142ZM145 217L144 218H142L143 219V222H142V219L140 218V219H137V220H139V221H136V222H138V224H139V222H140V220H141V223H142V226L144 225L145 226V224H143V223H146V220H148V219H146L145 220ZM159 217H158V219H159ZM51 218V217H50ZM54 218V217H53ZM60 218V217H59ZM80 218V217H79ZM88 218H89V216H88ZM94 218V217H93ZM117 217L115 216V218L114 219H116ZM126 218H128V217H126ZM178 218H180V221L181 222H178L177 224H176V219H178ZM181 218H182V220H181ZM247 218H249V221H250V219L251 218H254V219H256L255 221H252L251 223L248 221H246L247 220ZM58 219V218H57ZM73 219V218H72ZM78 219V218H77ZM85 219V218H84ZM99 219V218H98ZM102 219H103V217H102ZM125 219V218H124ZM130 219V220H131ZM150 219V218H149ZM155 221L157 220V218L155 217V218H153ZM200 219V218H199ZM254 219H251V220H254ZM263 219V220H262ZM10 220H11V218H10ZM91 220H93V219H91ZM106 220H108V219H105V221ZM116 220H118V219H116ZM115 220V221H116ZM120 220V219H119ZM128 220V219H127ZM126 220V221H127ZM153 220V222H155ZM161 220H159V221H161ZM172 220V221H171ZM187 220H189V219H187ZM258 220V221H257ZM21 221V220H20ZM80 221V220H79ZM83 221V220H82ZM87 221V220H86ZM98 221H100V220H98ZM125 221V220H124ZM150 221H152V220H150ZM150 221H148L149 223H150V225H151V223L152 222H150ZM158 221V220H157ZM257 221V222H256ZM54 222V221H53ZM81 222V221H80ZM88 222V221H87ZM96 222L97 221H95V224H96ZM109 222H110V220H109ZM129 222V221H128ZM131 222V221H130ZM135 222V221H134ZM20 223V224H19ZM59 223V222H58ZM69 223V222H68ZM74 223V222H73ZM94 223V222H93ZM99 223V222H98ZM103 223V222H102ZM118 223H119V221H118ZM132 223V222H131ZM157 223L158 222H155V224L157 225ZM167 223V224H168ZM190 223V222H189ZM253 223V224H252ZM61 224V223H60ZM71 224V223H70ZM77 224V223H76ZM90 224V223H89ZM115 224V225H114ZM114 224H112L113 226H115V227H117L116 229H113V228H111L110 227V230L109 229H106V232L109 230V231H111L112 229V231L111 232H113V231H115V230H118L119 228H121L122 229V224L121 223H119V225L121 226H119L118 224V226H116V223H114ZM129 224V223H128ZM62 225V224H61ZM73 225V224H72ZM81 225V224H80ZM84 225V224H83ZM103 225V224H102ZM107 225H109V224H107ZM111 225V226H112ZM123 225H126L125 223L123 224ZM135 225H136V223H135ZM152 225H154V224H152ZM159 225H161V223H159ZM158 225V226H159ZM71 226V225H70ZM91 226H92V224H91ZM95 226V225H94ZM110 226V225H109ZM140 226H141V224L139 225V228H140ZM143 226V227H144ZM146 226H147V224H146ZM155 226V225H154ZM21 227H22V225H21ZM78 227V226H77ZM103 227V226H102ZM108 227V226H107ZM119 227V228H118ZM123 227H125V226H123ZM129 227V226H128ZM151 228H152V226H150ZM150 227L148 226V227H146V228H149L150 229ZM160 227V229L161 228H163L162 226H159ZM166 227H165V229H166ZM17 228V229H16ZM65 228V227H64ZM70 228V227H69ZM76 228V227H75ZM100 228V227H99ZM134 228V227H133ZM133 228H131V229H133ZM156 228V230H157V227H155ZM154 228V229H155ZM63 229V228H62ZM78 229H81V226H80V228L78 227ZM85 229H87V228H85ZM85 229H82V230H85ZM91 229V228H90ZM101 229H103V228H101ZM128 229L129 228H127V230H125L127 233H131V232H128ZM130 229V230H131ZM137 228L135 227V229H134V231L136 230ZM142 229V228H141ZM149 229H146V230H149ZM166 229V230H167ZM193 229V230H192ZM20 230H21V228H20ZM60 230H61V228H60ZM89 230V229H88ZM120 230V229H119ZM139 230V229H138ZM165 231V234H166V232H169V231ZM170 230V231H171ZM13 231V230H12ZM75 231V230H74ZM74 231H72V232H74ZM81 231V230H80ZM86 231V230H85ZM90 231H92V230H90ZM103 231V230H102ZM109 231H108V233H109ZM124 231V232H125ZM141 231V230H140ZM139 231V232H140ZM158 231V230H157ZM161 231H162V229H161ZM160 231V232H161ZM65 232V231H64ZM77 232V231H76ZM79 232V231H78ZM78 232H77V236H80V234L78 235ZM88 232V231H87ZM86 232V233H87ZM123 232V233H124ZM137 232V231H136ZM144 232V231H143ZM146 232H148V231H146ZM152 232H153V230H152ZM160 232H158V234L160 233ZM174 232V231H173ZM22 233V232H21ZM85 233V232H84ZM91 233V232H90ZM94 233V232H93ZM102 233V235H103V232H101ZM108 233H106V234H108ZM133 233V232H132ZM150 233V232H149ZM149 233H147V234H149ZM163 233V232H162ZM180 233V232H179ZM194 233V232H193ZM5 234V233H4ZM8 234V233H7ZM11 234V233H10ZM75 234V233H74ZM81 234H83V231L81 232ZM129 234H127V235H129ZM140 234H143V233H140ZM152 234V233H151ZM150 234V235H151ZM164 234V235H165ZM173 234V235H174ZM15 235V234H14ZM56 235V234H55ZM60 235H62V234H60ZM68 235V234H67ZM71 235V234H70ZM85 235V234H84ZM87 235H89L90 236V234H87ZM93 235V234H92ZM99 235V234H98ZM101 235V236H102ZM117 235V234H116ZM126 235V234H125ZM145 235V234H144ZM149 235V236H150ZM155 235V234H154ZM157 235V234H156ZM160 235H162V234H160ZM159 235V236H160ZM169 235V234H168ZM167 235V236H168ZM74 236V235H73ZM72 236V237H73ZM106 236V235H105ZM142 236V235H141ZM141 236H140V238H141ZM146 236V235H145ZM152 236V235H151ZM163 236V235H162ZM166 236V235H165ZM172 236V235H171ZM2 237V236H1ZM65 239L67 240V236L65 235ZM71 237V236H70ZM76 236H74V238H75ZM99 237H100V235H99ZM114 237V236H113ZM122 237V236H121ZM120 237V238H121ZM129 237V236H128ZM127 237V238H128ZM132 237V236H131ZM130 237V238H131ZM155 237V236H154ZM8 238V237H7ZM21 238V237H20ZM69 238V237H68ZM79 238V237H78ZM91 238V237H90ZM89 238V240L91 241V243H93L92 242V240ZM111 238V237H110ZM123 238H124V236H123ZM138 238H139V235H138ZM147 238H152V237H147ZM157 238V237H156ZM159 238V237H158ZM161 238V237H160ZM163 238V237H162ZM171 238V237H170ZM194 238V237H193ZM24 239V238H23ZM71 239V238H70ZM81 239V238H80ZM80 239H78V241L80 240ZM86 239H88V238H86ZM96 239H98V238H96ZM116 239H118L117 237H116ZM115 239V240H116ZM133 239V238H132ZM75 240H77L76 238H75ZM99 240V239H98ZM107 240V239H106ZM122 240V239H121ZM151 240V239H150ZM154 240H156V239H154ZM21 241V240H20ZM51 241V240H50ZM62 241H63V239H62ZM70 241V240H69ZM78 241H74V243L75 242H77L78 243ZM86 241V240H85ZM84 241V247H87V246H85V245H87L86 244V242ZM108 242H109V239L107 240ZM111 241V240H110ZM113 241V240H112ZM120 241V240H119ZM123 241H124V239H123ZM127 241V244H130V243H128V240H126ZM131 241V240H130ZM133 241V240H132ZM137 241V240H136ZM136 241H134L135 243H136ZM142 241H143V239H142ZM146 241H149V240H146ZM162 241V240H161ZM19 242V241H18ZM73 242V241H72ZM89 242V241H88ZM87 242V243H88ZM95 242V241H94ZM116 242H117V240H116ZM165 242V241H164ZM31 243V242H30ZM45 243V244H44ZM60 243V242H59ZM68 243V242H67ZM82 243V242H81ZM104 243V242H103ZM119 243V242H118ZM172 243V242H171ZM171 243H169L168 245L170 246L171 245ZM238 243V244H237ZM23 244V243H22ZM25 244V243H24ZM40 244H43L45 247L47 246L48 248H49V250L50 249H52L51 251V253H54V252H56V254L54 253V255H56V256H53L51 253H48L47 251L45 252L46 254L48 253V255L50 256V257H52V258H54V259H48L49 258V256L47 255V257L42 253V251H41V253L40 252H38V250L37 249H41V248H39V247H36V249H35V251H37L36 252V254H38V253H40V254H42V257L44 256V257H46L47 259H46V262L44 261L45 259L44 258H36L35 256H33V254L35 253L34 252V249H32V252H34V253H30V252H27V250H25L26 248H27V246H25L26 248L24 249V251H26V256L25 257H27L28 259H29V261H28V264L29 263H31V264H68L69 263V260H73V259H79V260H81V258L82 259H84L85 260V263L87 264H89L90 262L92 263V264H100V262H101V259H97L96 258V255H94L95 254V252H93L94 254H92V251L91 252H89L88 251V253H87V251H86V249L87 248H85V251H86V253H84V251H83V249H81V247H80V249H81V251H83V254L81 253V254H77V253H74L73 251H75V250H73L72 251V249H70V248H72V247H70L69 248V250L67 249V247H65V246H63V248H64V250H65V252H64V255L65 254H67V255H65L66 257H64V258H68L67 260H68V263L66 262V261H64V260H66V259H63V258H60V257H58L57 256V253H60L61 254V252L63 253V251L62 250H60V247L61 246H59V245H53V244H49L47 241H40ZM58 244V243H57ZM89 244V243H88ZM98 244V243H97ZM105 244V243H104ZM111 244H114V243H111ZM123 244V243H122ZM134 244V243H133ZM151 244V243H150ZM153 244V243H152ZM166 244V243H165ZM191 244V245H190ZM63 245V244H62ZM65 245V244H64ZM67 245V244H66ZM72 245V244H71ZM95 245V244H94ZM101 245V244H100ZM136 244H134V245H131V246H135ZM140 245H142V244H140ZM155 245V244H154ZM183 245V244H182ZM4 246V245H3ZM2 246V247H3ZM11 246V245H10ZM31 246V245H30ZM29 246V247H30ZM42 246V245H41ZM93 246V245H92ZM99 246V245H98ZM117 246V245H116ZM131 246H130V248H131ZM151 246H153V245H151ZM158 246V245H157ZM32 247V246H31ZM33 247H35V245L33 246ZM44 247V248H45ZM76 247H77V245H76ZM79 247V246H78ZM77 247V248H78ZM91 247V246H90ZM104 247V246H103ZM106 247V246H105ZM111 247H113V246H111ZM127 247V246H126ZM138 247V246H137ZM137 247H136V249H137ZM141 247V246H140ZM143 247V246H142ZM141 247V248H142ZM171 247V246H170ZM66 248V249H65ZM74 248V247H73ZM95 248H96V246H95ZM94 248V249H95ZM118 249H120L119 247H117ZM139 248V247H138ZM144 248V247H143ZM152 248V247H151ZM159 248V247H158ZM157 248V249H158ZM160 248H161V246H160ZM160 248H159V250H160ZM169 248V247H168ZM43 249V248H42ZM47 249V248H46ZM89 249H91V248H89ZM88 249V250H89ZM97 249V248H96ZM115 249V248H114ZM132 249H135V248H132ZM140 249V248H139ZM146 249V248H145ZM167 249V248H166ZM45 250V249H44ZM68 250V251H67ZM77 250V249H76ZM78 250H79V248H78ZM98 250H99V252L100 251H102L99 247H98ZM107 250V249H106ZM116 250V249H115ZM144 250V249H143ZM158 250V251H159ZM178 249H176V251H177ZM22 251V250H21ZM29 251V250H28ZM94 251H96V250H94ZM112 251V250H111ZM128 251H129V249H128ZM132 251V250H131ZM137 251V250H136ZM142 251V250H141ZM44 252V251H43ZM50 252V251H49ZM66 252H68V253H66ZM98 252V251H97ZM96 252V253H97ZM98 252V255L101 253H99ZM104 249H103V251H102V254H100V255H103L104 253ZM125 252H127L126 250H125ZM135 252V251H134ZM153 252V251H152ZM152 252H150V253H152ZM155 253H156V251H154ZM170 252H171V250H170ZM5 253V252H4ZM13 253V252H12ZM72 253H74V254H72ZM80 253V252H79ZM92 255H91V254ZM105 253H106V251H105ZM111 253V252H110ZM114 253V252H113ZM123 253V252H122ZM141 253V252H140ZM143 253V252H142ZM169 253V252H168ZM40 254H39V256H40ZM88 254V258H86V255ZM108 254V253H107ZM107 254H105L106 256H107ZM115 254H116V251H115ZM124 254V253H123ZM132 254V253H131ZM136 254V253H135ZM145 254H147V253H145ZM144 254V255H145ZM5 255V254H4ZM15 255V254H14ZM59 255V254H58ZM82 255V256H81ZM89 255H91V257L90 258H92V256L94 255L95 256V259H97L96 261L93 259L94 258V256H93V258L90 260V258H89ZM104 255V256H105ZM109 255V254H108ZM111 255V254H110ZM124 255H126V253L124 254ZM127 255H129V254H127ZM143 255V256H144ZM148 255V254H147ZM21 256V255H20ZM61 256V255H60ZM105 256V257H106ZM120 256V255H119ZM119 256H117V257H119ZM131 256V255H130ZM130 256H128V257H130ZM132 256H133V254H132ZM140 256H141V254H140ZM151 255H148V257H150ZM206 256V257H205ZM109 257V256H108ZM117 257L115 258V256H114V258L115 259H117ZM134 257V256H133ZM138 257H139V255H138ZM162 257V255L160 256V258ZM26 258V259H27ZM113 257H111V260H114V262H116L117 260H115ZM122 258V257H121ZM135 258V257H134ZM140 258V257H139ZM143 258H145V257H143ZM152 258V257H151ZM151 258H149V259H151ZM156 259H158L157 257H155ZM103 259H104V257H103ZM102 259V260H103ZM106 259V258H105ZM109 259V258H108ZM123 259V258H122ZM124 259H126V257L124 258ZM130 259V258H129ZM133 259V258H132ZM146 259H148L147 258V256H146ZM205 259V260H206ZM48 260V261H47ZM56 260V261H55ZM59 260H60V262H59ZM63 260V261H62ZM71 260V262H73ZM118 260L120 261V259L118 258ZM142 260V259H141ZM145 260V259H144ZM144 260H142L141 261V263L144 261ZM160 260V259H159ZM27 261V260H26ZM62 261V262H61ZM103 261H105V260H103ZM125 261V260H124ZM129 261V260H128ZM131 262H133L132 260H130ZM145 261H146V263H145ZM144 261V264H148L147 263V261L149 262V260H145ZM153 260L151 259V261L150 262H152ZM70 262V263H71ZM81 262V261H80ZM107 262L108 261H105V263L107 264ZM118 262V261H117ZM127 262V261H126ZM138 262H140V261H138ZM154 262H155V260H154ZM160 262H163V260L161 261L160 260ZM160 262H158V260H157V262H155V263H158V264H160ZM211 262V261H210ZM73 263H75V261L73 262ZM73 263H71V264H73ZM82 264H83V262H81ZM81 263H79V264H81ZM104 263V262H103ZM104 263V264H105ZM112 263V261H110V263L108 262V264H111ZM125 263V262H124ZM123 263V264H124ZM129 263V262H128ZM140 263V264H141ZM153 263V262H152ZM155 263H153V264H155ZM20 264V263H19ZM101 264H102V262H101ZM114 264V263H113ZM118 264V263H117ZM133 264H134V262H133ZM139 264V263H138ZM143 264V263H142ZM151 264V263H150ZM162 264H164V263H162ZM206 264H207V262H206ZM211 264V263H210Z\"/></svg>", "mask_w": 264, "mask_h": 264}, {"label": "rangeland", "instance_id": "rangeland-1", "mask_svg": "<svg viewBox=\"0 0 264 264\" xmlns=\"http://www.w3.org/2000/svg\"><path fill=\"white\" fill-rule=\"evenodd\" d=\"M264 4V1L263 2H261L260 4H259V6H258V4H256V5H254V6H256V9L258 10L259 8V11L261 10V8H262V6H263V4ZM260 5H262V6H260ZM6 4L5 5H0V13H4L5 11V13H7V10H6ZM252 6L253 5H248L246 8H252ZM253 6V7H254ZM264 7V6H263ZM3 8V9H2ZM255 8V7H254ZM254 8H252L251 9V11L249 10V9H247V11H249V12H247V13H249V15L250 14H253L252 16L250 15V18L252 17V19L251 20H255L254 21V23L256 24V22H259L258 21V19L260 18V19H262V18H264V16L263 15H261L262 16V18L260 17V14H258L259 12L256 10V11H254ZM5 9V10H4ZM262 9H264V8H262ZM3 11V12H2ZM246 11V10H245ZM254 11V12H253ZM251 12V13H250ZM256 12H258V13H256ZM264 11L262 10V13H263ZM255 14H258L259 16V18L255 15ZM264 14V13H263ZM9 15H11V17L14 19V17H16V15H13L12 13H10V11L7 13V16H9ZM248 15V14H247ZM253 16H254V18H253ZM243 18H246V17H244V16H242ZM17 18V17H16ZM15 18V19H16ZM243 18H242V20L241 21H243ZM250 18H249V16H248V20L249 21H251L250 20ZM257 18V19H256ZM14 19V20H15ZM9 20H0V37H1V32H2V30H4L3 31V33L5 34L4 36H6V38H7V35H6V33L8 34V36L10 35V37H11V34H12V37H13V34L15 33V31L14 30H10V29H8L7 30V26H8V28H9V23L10 22H8ZM240 21V23L242 24V25H240L239 23H238V27H237V29L241 26V27H244L243 25H245V27H244V29H246V26H247V30H244L243 28H241V30L242 31H244V32H246V31H250V33L252 32V30H253V32H255L254 30L256 29L255 27H257V26H252L251 27V29H250V25H249V21H248V23H247V25L245 24L247 21H246V19H244V21H246V22H244L243 21V23ZM261 22H263V21H260V23ZM8 24V25H7ZM254 24V25H255ZM263 25H259V23L257 24L258 25V27L260 28V26H262V27H264V23H262ZM248 26H249V28H248ZM259 28H258V30H259ZM236 29V30H237ZM248 29H250V30H248ZM9 31V33L7 32V31ZM238 30H240V29H238ZM257 30V29H256ZM12 31H14V33H12ZM240 32V31H239ZM238 32V33H239ZM252 32V33H253ZM241 34V33H240ZM239 34V35H240ZM242 34H243V32H242ZM10 37H8V38H10ZM242 37V36H241ZM240 36H239V38H241ZM0 41H1V39H0ZM6 43H7V41H1L0 42V81L3 83H1L0 82V87H3L4 89H7L8 90V88H9V90L11 89V91L13 92V94H14V97L16 98H14L15 100H17L18 99V96H20L19 97V100H20V103L22 102V107H24V109H23V111L24 110H27V111H29V110H31V105H30V103L29 102H27L28 100H27V97L24 95L23 97L21 96L22 94L21 93H19L18 91H19V89H18V91H16L17 89V87H15V85L12 83L13 81H12V78H11V76H10V72H11V69L10 68H12V67H10V66H12V64H10V61H13L14 62V60H16V58H11L9 55H8V53H7V50H8V52H9V46L8 45H6ZM8 44V43H7ZM6 45V46H5ZM263 46H264V44H262ZM7 46H8V48H7ZM245 47V46H244ZM7 48V49H6ZM243 48V47H242ZM263 49H264V47H263ZM246 50H247V48H245L244 49V51L246 52ZM248 51H249V49H248ZM223 51H214V53L213 52H210L209 54L210 55H212L211 57H213V55H214V58H210L211 60H215L217 63H218V65L217 64H214L215 62L213 61L212 63L213 64H211L210 65V68L208 69H206V72H204L203 73V75H201L199 78H197V79H193V80H191V82H190V80H189V82H188V80L186 81H183V82H185V83H183V82H181V83H178V82H180V81H178L177 82V80H176V82L178 83H176V85H177V87L178 88H175V84H174V87H172L173 85H172V83H173V80L172 81H170L171 79H170V76H169V78L168 79H170L169 81L167 80V81H165V79H164V81L161 79V78H159V76H160V74H161V76H164V78H165V76H166V74H168V70H166V69H168V68H166V67H164V69L163 68H161V67H163L162 66V64H161V67L160 68H158L160 65H158V69L157 70H154V72L155 73H157V71L160 73L159 75H158V73H157V77L156 78H154V80L156 81H158V82H153V86H156L157 84L156 83H158L159 84V86L157 85L156 87H160L161 86V88H162V91L161 92H165L166 91V93L168 94H162L163 95V97H161V95L159 96V92H160V88H159V91L157 92V96H159V97H161L160 99H162L163 100V98L164 99H167V100H165L166 102L169 100V98H170V96H173L174 94V96L173 97H171L172 98V100H174V97L176 98V100L174 101V106L176 107V103H177V101L179 100V99H177V97H178V94L180 93V97H182V98H180V97H178V98H180V101L177 103L178 105H177V107L179 108L180 107V105H182V102L184 101V106H185V102H186V100H185V98L186 99H189L190 101H191V103L193 104V102H194V104H193V106H192V104H190V101H189V105L188 104H186V108H187V106H188V108L189 107H191V109L189 108V110L188 111H185L184 109H186V108H182V107H180L181 109H183L184 110V112L183 113H188L189 115L187 116V119L189 120V123H188V125H187V123H185L186 121H185V115H184V117H183V115H182V113H180L181 112V110H177L176 108V110L178 111H175L172 115H173V117H175L176 115H178L176 118H179V119H176L175 120V123L174 124H177V126L176 125H174V128H175V126L177 127V130H179V132L181 131V132H186L187 130H188V132H189V134H190V138H192L193 140L195 139L196 140V142L197 143H199V144H202V146L203 147H208L210 150V152H212V153H216L217 152V157H218V159L219 158H221V156L223 155V154H226L227 156H229L228 158H227V162L225 161V163H223L224 162V160H223V158L224 157H222V163H220L219 162V160H218V162L221 164H219L221 167H217V166H219L218 165V162H217V165L215 166L213 163H211V162H209L208 164L207 163H204V162H206V161H200V160H198V161H196L197 163H195V162H192V161H190V160H188L187 159V157L185 158V157H182V153H178L176 156H177V158H174L173 156H175V155H172V154H165V153H163L162 155H163V158L161 157V159L160 160H158L157 161V159H159L160 158V156H161V154H160V156H158L157 158L155 157V155H151L150 153L148 154V150H141V149H144V147L143 148H139L138 147V145H139V143H138V145H137V143H135L134 141H135V138L131 135V134H124V137H125V139H122V137H123V133H121V131H123L124 132V128H122V125H119V122L117 121V120H112L111 119V121H110V118L111 117H109V116H107L106 115V117H107V120H106V117L104 116V114H103V112H98L97 110H95L94 108V106L92 107V105H93V100L92 99H90L89 97H88V95H86L85 93L83 94L82 92H80V91H73V92H68V90H67V87L66 86H68L65 82L66 81H63L62 79H60L59 77H56L55 78V80L52 82V83H49V84H51L52 86H54V87H52V88H54L53 90L56 92V93H58V94H61V95H56V101L55 100H51V101H49V100H44V101H42V102H44V104L46 105V101H47V104H50V108H49V106L47 105V107H44V108H47V110L45 109L44 111H46L45 113H44V116H43V112H42V114H39V113H41V111H42V109H40L39 111L40 112H37V113H34V115L33 116H31V114L30 113H28L27 111H25L26 113H24V115H23V113H22V111H21V115H20V117H22V118H20V119H22V121H30V119H31V117H33V119L35 120V121H33V122H36V124H35V127L36 128H38L37 126H40L41 127V125L43 126V129H46V130H48V132L49 133H52V135L54 134L55 136H57V137H59L60 136V138H62V139H65L66 138V136H70V137H72L73 138V140L74 139H79L78 141V143H80L81 142V144H83L84 142H85V140H80V139H85L84 137H85V135H86V133H85V130L84 131H82L81 132V130H83L82 129V127L81 126H79L80 128H81V130L78 128V126H76V125H73V127H75V129L76 128H78V130L79 131H77L76 130V132H78V133H76V134H78V135H80V133L82 134L83 132H84V134H82L83 135V137L81 136V138H79L78 136H75V132L73 133V131H75V129H72V131L70 130V128H72L71 126L72 125H70V128L69 127H65L64 128V126H61V124L63 125V120L61 119L62 117H63V119H64V117H66L67 115H68V113H70L69 115H72V117H73V120H74V118H75V116H77V114H79V113H81V114H79V116H77L78 117V120L79 121H83V120H85L86 118L87 119H89V120H87V122H89V130H86V131H88L89 132V135L87 136L86 135V137H87V139H86V144H85V147H87L88 148V146L89 145H91L92 146V144H94L95 142H94V137H93V139H91L90 138V135L93 133V135H95V138L96 137H99L100 138V136L103 134L105 137H106V139H107V142H106V139H105V137L102 135V138H100V140H102L103 142H104V140H105V142L106 143H104V144H110V145H112V142H113V144H119V145H124V146H127V148L129 147L132 151H133V148H134V150L136 151H133V152H135V153H139L140 151V155H142V156H140L138 153H137V156L140 158L141 157V160L140 159H138L139 161L137 162V164H140V162L142 163V161H143V163L141 164V165H143V166H139L138 168L135 166V165H128L129 163H127V165H128V170H127V168H126V171H125V167H127V165H126V162H124V161H122L121 162V159H117V157H115L116 158V160H115V158H112L113 156V154L111 153V152H109V153H111L110 155H109V153L107 154H105L104 155V157H103V154L105 153L104 151H102L103 152V154L102 153H99L100 154V156H99V158L98 159H82V160H77L76 161V159L74 160V159H72L73 157H74V155H75V153H76V150L77 149H75V148H77L78 147V145L72 150L71 149V147H73V146H70L71 144H69V143H71L70 141H67V139H65V141L63 140V141H61V142H63V144H64V142L66 143V147L64 146V148H67V149H65V151H63V149L61 150V148L59 149V150H61V151H63V155L65 154V156H63V157H61L59 154H57V152H59L58 150H56V149H54L53 148V150H55L54 151V153L52 152V154H53V156L54 157H52V154H50L49 153V155H47V154H44L43 152H47V150L46 151H44V150H42V153L41 152H39L38 151V149L40 148H35V146L32 148V146L30 147H28L27 146V148H28V151L26 152L25 151V149H23V148H25V147H23L22 145H23V142H22V140H20L19 139V137L22 139V134H24V125H20L19 123H18V118L19 117H17L16 116V114H14L15 112H14V110H15V108H17V107H20L21 105H19L20 103L18 102H15L13 99H12V105H14L15 104V106H13L12 107V109H14V110H1L0 111V117H1V119H0V125L2 126V128L4 129V133H3V137H4V143L6 144L7 143V141L9 142V141H12V140H14L15 138H17L18 139V141L20 142H22V144H20L19 142H17L16 143V139L14 140V141H12V142H10V143H12L13 144V142L15 143V144H13V146L14 147H11L13 150L12 151H14V153L13 152H11V154H12V156L13 157H18V152H20V151H24V154L25 153H27L25 156V159L24 160H22V163L23 162H25L26 164L27 163H33V166H34V168H33V170L32 169H30V167L28 168H26L25 166L23 167V164L21 165V166H18V168H16V170L18 169V172H22V173H26V174H22V175H24V176H26V177H24V176H22V175H19L20 177H22V178H20L19 176H17V174H20V173H17V171L16 170H14V167H13V169L10 171V169H9V165H8V163L7 162H5V161H0V264H28V261H29V259L27 258V257H25L26 255V251H24V249L26 248L25 246H27V248L25 249V250H27V252H30V253H34L33 254V256H35L36 258H44L45 260V262H46V259L48 258L47 257V255H48V253H51L52 251V249H50L49 250V248L46 246H44L43 244H40V241L42 240V241H47L49 244H53V245H59V246H61L60 247V250H64V248H63V246H65V247H67V249L69 250V248L70 247H72V248H70V249H72V251L73 250H75V251H73L74 253H77V254H83V251H84V253H86V251H87V253H88V251L89 252H91L92 251V254H94L93 252H95V254L94 255H96V258L97 259H101V262H102V264H104L105 263V261H108L109 263H110V261H112V263L111 264H123L124 262V264H133V262H134V264H140L141 263V261L142 260H149V262L147 261V263L148 264H153V263H155V262H157V260H158V262H160V260L162 261L163 260V262H160V264H162V263H167L168 261L167 260H169V257H168V255L170 254V256H171V253L173 254H175V253H178L179 251L180 252H182L181 250L183 249V247L185 246V247H187V246H189L188 244L191 242V240H192V242L194 241V239H196V237H198L200 234L202 235L203 234V232L199 229V228H194V230L191 232V234H190V236H189V238H188V240L185 242V243H182V244H179V243H177L176 241H175V237L176 236H178L179 237V235L182 233V231L186 228V226H191L192 224H198L199 222H202V220L203 219H205V217H207V214H208V212L211 210V208L212 209H219L221 212H219L221 215H223V214H225L227 211H228V206H230V205H232V204H234L235 203V201L237 200L236 199V193L239 191V190H242L243 188H244V181H248V179L250 178V176H251V173H246V174H244V172H242L241 171V169H243V167L242 166H245L246 167V165L245 164H247L246 162H245V164H244V162H242V161H238V158H239V156L238 155H240V154H242L244 151L246 152L247 150L249 151V152H253V149L254 150H261L262 151V153H264V114L260 111V112H258V113H260V114H257V112L254 114V115H252V113H253V109H254V102H256V105H257V103H259L258 105H261V101H262V97H264V95L262 96V94H264V88H263V85H261V84H257V83H255V87H254V85H253V83L254 82H256L254 79L255 78H253L252 79V77H254L253 75H254V73L255 72H257V71H251V70H253V68H251V67H249V66H245V68L244 67H236L237 68V72H242L241 74H245V76H244V74H243V76H242V78L241 77H239L240 76V73L238 74L237 72H235L234 70H232V72H230L231 71V66H229V64H227L226 62H225V56L224 55H226V53H224ZM247 53V52H246ZM261 55L259 54V55H257L258 57H259V59H263L264 58V56H262L263 54H264V51H261ZM219 56V57H218ZM223 56V57H222ZM262 56V57H261ZM215 57H217V59L215 58ZM5 58V59H4ZM220 58V59H219ZM222 58V59H221ZM225 58V59H224ZM224 59V64H222V61L221 60H223ZM218 60V61H217ZM219 60H220V62H219ZM3 61V62H2ZM219 63H220V66H219ZM226 63V64H225ZM213 65H215L216 67H214ZM222 65H224L223 67H221ZM228 65L229 67H230V70L228 71L227 70V73H232L233 74V71L236 73H234L233 75L235 76H232V74L230 75V79H226V78H228L227 76H225V73H223V70H224V68H226V66ZM164 66H166L165 64H164ZM212 66V67H211ZM262 66L264 67V65L262 64ZM156 67H155V69H156ZM214 67V68H213ZM217 67H221V68H217ZM228 67V68H229ZM246 67H247V69H246ZM263 67H262V69H263ZM222 68H223V70H222ZM241 68H243L242 70L244 71H242V70H240ZM249 68V69H248ZM251 68V69H250ZM232 69H235V68H232ZM238 69H239V71H238ZM255 69V68H254ZM7 70V71H6ZM166 70V73L164 72V71ZM220 70V71H219ZM226 70V69H225ZM224 70V71H225ZM161 71H162V73H161ZM222 71V72H221ZM264 71V70H263ZM2 72V73H1ZM254 72V73H253ZM154 73V74H155ZM165 73V74H164ZM219 73V74H218ZM221 73H223L224 75H221ZM252 73H253V75H252ZM3 75V76H2ZM221 75V76H220ZM252 75V76H251ZM9 76V77H8ZM156 76V75H155ZM167 76V77H168ZM205 76V77H204ZM223 76H225V78L223 77ZM231 76H232V78H231ZM2 77V78H1ZM224 78V80L222 81V79ZM244 77V78H243ZM249 77L251 78L250 80H249ZM255 77H256V74H255ZM204 80H203V79ZM241 78V79H240ZM3 79H4V81H3ZM161 79V80H160ZM181 79V78H180ZM199 79V80H198ZM237 81H236V80ZM162 81L161 83H160V81ZM203 80V81H202ZM227 80V81H226ZM241 82H240V81ZM247 80V81H246ZM182 81V80H181ZM192 81H193V83H192ZM196 81H199V82H196ZM229 81V82H228ZM240 82L239 84L241 85L242 84V81H243V84H242V86H240L241 88H243V90L242 89H240L239 91L240 92H242V94L240 93L239 95H237V93H238V87H235V89H234V82ZM11 82V83H10ZM57 82V83H56ZM61 84H59V83ZM167 84H166V83ZM188 82V83H187ZM201 82V83H200ZM207 82V83H206ZM224 82V83H223ZM232 82V83H231ZM250 82H253L252 84L250 83ZM48 83V82H47ZM47 83H46V85H47ZM63 83L65 84V86L63 87L62 85H63ZM170 83V84H169ZM175 83V82H174ZM190 83V84H189ZM222 83H223V85H222ZM228 83V84H227ZM182 84H184V85H182ZM225 84V85H224ZM230 84L233 86V88L231 87V90L232 89H234V90H232V92L233 91H237V93L236 92H231L230 91V89H226V88H230ZM236 84H238V83H236ZM247 84V85H246ZM2 85V86H1ZM172 87V92H173V94H170V93H172L171 91H170V93H169V90H170V86ZM179 85H182V87L181 86H179ZM226 85H228L227 87H226ZM257 85V86H256ZM259 85V86H258ZM62 86V87H61ZM163 86V87H162ZM223 86H225V88L223 87ZM253 86V87H252ZM11 87V88H10ZM14 87V88H13ZM61 89H60V88ZM185 87V88H184ZM260 87V89H258V88ZM63 88V89H62ZM154 88V87H153ZM164 88V89H163ZM173 88H175V89H177V90H175V89H173ZM180 88V89H179ZM223 88V89H222ZM256 88V89H255ZM156 89V88H155ZM169 89V90H168ZM183 89V90H182ZM71 90V89H70ZM174 90V91H173ZM179 90V92H177ZM180 90H182V92L180 91ZM223 90H229V94L227 93V92H225L224 93V91ZM242 90V91H241ZM260 90H262V91H260ZM62 91V92H61ZM175 91H176V93H175ZM244 91V92H243ZM60 92V93H59ZM80 92V93H79ZM155 92H156V90H155ZM161 92H160V94H161ZM163 92V93H164ZM262 94H261V93ZM18 93V94H17ZM55 93V94H56ZM71 93V94H70ZM76 93V94H75ZM78 93H79V95H78ZM81 93H82V95L83 96H81ZM183 93V94H182ZM236 93V94H235ZM256 93V94H255ZM15 94H16V96H15ZM177 94V95H176ZM228 94V97L230 96V101H229V99L228 98H226L227 95ZM235 94V95H234ZM260 94H261V96H260ZM77 95V96H76ZM170 95V96H169ZM184 95V96H183ZM225 95V96H224ZM234 95V96H233ZM242 95V96H241ZM249 95V96H248ZM255 95V96H254ZM61 96V97H60ZM164 96H166V97H164ZM177 96V97H176ZM186 96V97H185ZM217 96V97H216ZM236 97V98H233V97ZM241 96V97H240ZM253 96V97H252ZM86 99V101H85V99ZM159 97H158V100H160L159 99ZM183 97H184V99H183ZM246 97V98H245ZM254 97H256L255 99H253ZM22 98V99H21ZM33 98V97H32ZM80 98H82V99H80ZM170 98V99H171ZM219 98H221V99H219ZM232 98V99H231ZM259 98H260V102H257V101H259ZM63 99H64V101H65V104L62 102L63 101ZM91 101H90V100ZM202 99V100H201ZM210 99V100H209ZM252 99V100H251ZM22 100V101H21ZM73 100V101H72ZM225 100H226V102H225ZM231 100H236V102H237V104L238 105H240V107H241V103H242V106L244 105V107H242V109L238 106V105H236V103L234 104ZM245 100H247V101H249L250 103L248 104V102L246 103L245 102ZM23 101H25V102H23ZM58 101V102H57ZM87 101H90L91 102V105L89 104V103H87ZM161 101V100H160ZM164 101V100H163ZM163 101H161V103H162V105H163ZM165 101H164V103H165ZM169 101H171V100H169ZM193 101V102H192ZM230 102L231 103V105H229L230 103H228V102ZM253 101V102H252ZM15 102V103H14ZM49 102V103H48ZM57 102V103H56ZM68 102V103H67ZM171 102H173V101H171ZM14 103V104H13ZM40 103V102H39ZM38 103V104H39ZM52 103H54V105L52 104ZM73 105H72V104ZM76 103V104H75ZM87 103V104H86ZM168 104H172V103H169V102H167ZM181 103V104H180ZM187 103H188V100H187ZM228 103V106L226 107V104ZM232 103L234 104V107L232 106ZM246 105H245V104ZM251 103L253 104V107H252V105H251ZM41 104V103H40ZM56 104V105H55ZM57 104H59V107L60 106H62V107H64V108H62V109H66V107H68V106H70V107H68V112H67V110H65V111H63V114H62V109H61V111L60 110H58V112L60 113V114H58V112L56 111V114H54L53 112H54V109L53 108H55L56 106H58ZM64 104V105H63ZM67 104H69V105H67ZM72 106H71V105ZM81 104V105H80ZM208 104V105H207ZM223 104H225V105H223ZM44 105V106H45ZM53 105V106H52ZM211 105V106H210ZM39 106H42V105H39ZM165 108H166V103H165V105H163ZM202 106V107H201ZM210 106V107H209ZM226 108H225V107ZM230 106V107H229ZM231 106H232V108H234L233 110H231L232 108H231ZM235 106H237V107H235ZM245 106H247V108L249 109V107L248 106H251L250 107V109H251V111H249L248 109H247V111H246V109H244L245 108ZM15 107V108H14ZM26 107V108H25ZM53 107V108H52ZM193 107H195V108H193ZM239 107V108H238ZM258 107V106H257ZM209 108V109H208ZM229 108V109H228ZM70 109V110H69ZM204 109V110H203ZM213 109V110H212ZM217 109H219V110H217ZM221 109V110H220ZM229 111H228V110ZM49 110V111H48ZM73 110V111H72ZM92 110V111H91ZM95 112H94V111ZM182 110V111H183ZM187 110V109H186ZM194 110V111H193ZM201 110H203V111H201ZM209 110V111H208ZM216 110V111H215ZM72 111V112H71ZM75 111V112H74ZM81 111V112H80ZM198 111V112H197ZM208 111V112H207ZM225 111V112H224ZM227 111H228V114L226 115L227 117H229L228 118V121L229 120H231L230 122L232 123H230L231 124V126H227L226 128L230 131V129H232L230 132L228 131V130H226L224 127H222L223 125H224V123H221L222 121H224V120H222L221 121V114L220 113H222V115H223V118L225 119V114L227 113ZM233 111V112H232ZM242 111H244V116H246V117H244V116H242V114H243V112ZM248 112V114H249V112L251 113V114H249V115H247V113L246 112ZM31 112H33L32 110H31ZM51 112V113H53L52 114V116L51 115H49V113ZM74 112V113H73ZM229 112H231L230 114H232L233 113V115H234V117H233V115H232V117H230L231 115L229 114ZM240 112H242V114L240 113ZM28 113V114H27ZM50 113V114H51ZM64 113H67V114H65V116H64ZM72 113V114H71ZM76 113V114H75ZM195 113V114H194ZM197 113H198V115H197ZM224 113V114H223ZM236 115H235V114ZM239 113V116H240V118L239 117H237L238 118V121L236 120L237 118H236V116H237V114ZM10 114V115H9ZM13 114H14V116H13ZM25 114H27V116L25 115ZM58 114V115H57ZM105 117V118H103V116ZM171 114V113H170ZM169 114V115H170ZM37 115V116H36ZM55 115H57L56 117H57V119H56V117H55ZM168 115V117H170ZM197 115V116H196ZM200 115V116H199ZM205 115V116H204ZM209 115V116H208ZM7 116V117H6ZM47 116V117H46ZM59 116V117H58ZM82 116H83V118H82ZM213 116V117H212ZM247 116H249V117H247ZM252 116V117H251ZM3 117V118H2ZM44 117V118H43ZM77 117L75 118V120L77 119ZM79 117H80V119L82 118V120H80L79 119ZM84 117H86V118H84ZM172 117V116H171ZM172 117V118H173ZM184 119H183V118ZM218 117V118H217ZM254 118V121L253 122H255V124H256V128H255V126H254V129L253 130H249L250 132V136H249V134H248V132H246L245 133V131L247 130V129H245V131H244V133H245V135H247L246 137H248L249 136V138H250V140H248L249 138H245V136H243L244 134H242L243 132H242V130H243V125L245 124H243V122L245 121L246 122V118H249V120L251 119V118ZM257 117V118H256ZM15 118H17V119H15ZM50 118H54V120L52 121ZM203 118V119H202ZM207 118V119H206ZM222 118V119H223ZM243 118V119H242ZM245 118V119H244ZM13 119H14V121H13ZM48 119H50L51 120V126L53 125V124H55V125H57V129L59 128L58 126H60V128L59 129H61V130H56L54 127H48V122L47 123H45V121L46 120H48ZM70 119H71V117H70ZM94 119H95V121H94ZM168 119H170V118H168ZM193 119V120H192ZM56 120H57V122H58V124H57V122H56ZM60 120V121H59ZM101 120V121H100ZM173 121H174V119H172ZM172 120H170V121H168V122H171ZM205 120V121H204ZM218 120V121H217ZM227 119H225V121H226ZM239 120H240V122H242V125L241 124H239L240 122H239ZM44 121V122H43ZM49 121V120H48ZM99 121V122H98ZM177 121H178V123H179V125H178V123H177ZM190 121H191V123H190ZM224 121V122H225ZM227 121V122H228ZM235 121H237L236 123L238 124H236L235 123ZM247 121H248V119H247ZM6 122H8V123H6ZM16 122V123H15ZM30 122H32V121H30ZM50 122V121H49ZM52 122H54L53 124H52ZM60 122V123H59ZM62 122V123H61ZM86 122V121H85ZM85 122H82V123H85ZM106 122V123H105ZM111 122H116V123H114L115 124V126H114V124H109V123H111ZM194 122V123H193ZM199 122V123H198ZM220 122V123H219ZM14 123V124H13ZM41 123V124H40ZM45 123V124H44ZM99 123V124H98ZM101 123V124H100ZM103 123V124H102ZM173 122H171V123H169V124H172ZM34 124H33V127H34ZM86 124V126H87V124L88 123H85ZM91 124V125H90ZM106 124V125H105ZM117 124V125H116ZM193 124V125H192ZM215 124H217V125H215ZM222 124V125H221ZM225 124H226V122H225ZM229 124V122H228V125H230ZM47 125V126H46ZM55 125H53V126H55ZM103 125V126H102ZM113 125V127H114V129H113V127L111 128V126ZM173 125V124H172ZM171 125V126H172ZM191 125L193 126V128L191 127ZM221 125V126H220ZM234 125V126H233ZM237 125V126H236ZM239 125H241L242 127H241V129H240V126ZM246 125V124H245ZM0 126V127H1ZM26 126V125H25ZM186 126H189L190 128H188V127H186ZM20 127V128H19ZM23 127V128H22ZM56 127V126H55ZM88 127V126H87ZM117 127V128H116ZM173 127V126H172ZM186 127V128H185ZM234 127H235V129H234ZM245 127V126H244ZM22 128V129H21ZM42 128V127H41ZM65 129V131H64V129ZM91 128V129H90ZM96 129V130H94L93 132L91 131V130H93V129ZM105 128H108V129H105ZM230 128V129H229ZM246 128V127H245ZM67 129H69V132H68V130ZM98 129V130H97ZM112 129V130H111ZM187 129V130H186ZM207 129V130H206ZM215 129V130H214ZM241 132H239L238 130ZM256 129V130H255ZM118 130H120V132L118 131V134H117V131ZM200 130V131H199ZM210 130V131H209ZM234 130H237V131H234ZM261 130V131H260ZM97 131H99V132H101V133H99V132H97ZM194 131H196V133L194 132ZM204 131V132H203ZM253 131L255 132V133H253ZM6 132V133H5ZM18 132V133H17ZM37 132V131H36ZM99 133L100 134V136L99 135H96V134H94V133ZM188 132H186V134L188 133ZM191 132V133H190ZM210 132V133H209ZM223 132V133H222ZM227 132V133H226ZM22 133V134H21ZM35 133V132H34ZM91 133V134H90ZM109 133V134H108ZM121 133V134H120ZM126 133V132H125ZM200 133V134H199ZM209 133V134H208ZM110 134L112 135V137H110ZM188 134V135H189ZM206 134V135H205ZM228 134V135H227ZM242 134V135H241ZM36 135V134H35ZM35 135L33 134V137L35 138ZM72 135H74L76 138H74V136H72ZM109 135V136H108ZM121 135H122V137H121ZM127 135H129L127 138L128 139H126V136ZM180 136H182V133L181 134H179ZM197 135V136H196ZM223 135V136H222ZM230 135V136H229ZM235 135H236V139H238V142H237V140L235 139ZM63 136V137H62ZM120 136V137H119ZM205 136V137H204ZM241 136H243V137H241ZM88 137L91 139H88ZM123 137V138H124ZM194 137V138H193ZM200 137V138H199ZM239 137V138H238ZM243 138V140L241 139V138ZM254 137V138H253ZM60 138H59V140H60ZM109 138H111V139H109ZM132 138H134V139H132ZM199 138V139H198ZM210 138V139H209ZM76 139V140H77ZM114 139H117L116 141H113ZM253 140V142H252V140ZM87 140H88V142H87ZM112 141L111 143H110V141ZM127 140H128V142H127ZM131 140H134L132 143H131ZM242 140V141H241ZM245 140V141H244ZM260 140V141H259ZM75 141V140H74ZM90 141V142H89ZM91 141H93V142H91ZM119 141V142H118ZM242 142V143H240V142ZM254 141H255V143H254ZM202 142V143H201ZM10 143H7L8 145H10ZM68 143V144H67ZM77 142H74L73 144H78ZM90 143V144H89ZM92 143V144H91ZM135 143V144H134ZM228 143L229 144H231V146L230 145H228ZM241 144V145H239V144ZM248 143V144H247ZM12 144H11V146H12ZM80 144V145H81ZM89 144V145H88ZM130 144V145H129ZM131 144H134L135 146H133V145H131ZM20 145V146H19ZM70 147H69V146ZM95 145L96 144H94L93 145V147H95ZM207 145V146H206ZM230 146V148H232L233 150H229L228 148H224V147H226V146ZM237 145V146H236ZM75 146V145H74ZM82 146H84V145H82ZM90 146V147H91ZM130 146H133V148L132 147H130ZM140 146V145H139ZM227 146V147H228ZM241 146H244V147H241ZM258 146H259V148H258ZM5 147V148H4ZM4 149H6L7 147H6V145H4ZM23 147V148H22ZM84 147V148H85ZM89 147V148H90ZM92 147V148H93ZM235 147V148H234ZM80 148H82L81 146H79V149ZM86 148V149H87ZM88 148V149H89ZM91 148V149H92ZM96 148V147H95ZM95 148H93V150L95 149ZM138 148V149H137ZM215 148V149H214ZM245 148V150H243V149ZM4 149H0V160L1 159H3V157H2V154H3V151H1V150H4ZM71 149V150H70ZM207 149V148H206ZM226 151H225V150ZM228 149V150H227ZM241 151H240V150ZM7 150V149H6ZM17 150V151H16ZM66 150H67V152H66ZM91 151V153L92 152H94V153H92L94 156L95 155H97L96 154V152L95 151ZM137 150H140V151H137ZM217 150V151H216ZM220 150H221V152H220ZM234 150H238V152L236 153ZM49 151V150H48ZM86 151L87 150H85L84 152L86 153ZM214 151V152H213ZM231 151V152H230ZM68 152H69V154H68ZM72 152V153H71ZM74 152V153H73ZM90 152V150H88V152L87 153H89ZM145 152H146V154H145ZM178 152H180V151H178ZM219 152L222 154H219ZM223 152V153H222ZM56 153V154H55ZM62 153V152H61ZM87 153H86V155H87ZM214 153V154H215ZM229 153V154H228ZM240 153V154H239ZM55 154V155H54ZM71 154V155H70ZM90 154V153H89ZM91 154V156H93ZM102 154V155H101ZM148 154V155H147ZM62 155V154H61ZM67 155L69 156H72V158L70 159L71 161H69V158L67 159ZM149 155H151V156H149ZM167 155V156H166ZM173 157L172 159H171V157ZM48 157V159H47V157ZM56 156V157H55ZM98 156H96L95 158H97ZM102 156V158H100ZM111 157V159L109 158V157ZM175 156V157H176ZM181 156V157H180ZM225 156V155H224ZM227 156H225V157H227ZM245 155H243L242 154V156L241 157H244ZM264 156V154H262L261 155V158ZM37 157H38V159H37ZM51 157H52V159H51ZM143 157V158H142ZM152 157H155V159H156V161H155V159H152ZM179 157V158H178ZM240 157V158H241ZM54 158V159H53ZM62 158H65V159H62ZM108 158H109V160H108ZM165 158H167V160H165ZM185 158V159H184ZM239 158V159H240ZM260 158V160L262 161V159ZM56 159V160H55ZM226 159V158H225ZM237 159V160H236ZM245 159H246V157H245ZM263 159H264V157H263ZM13 160H16V158L15 159H13ZM45 160V161H44ZM85 160V161H84ZM88 160V161H87ZM94 160V161H93ZM111 160H115V162L116 163H114V161H111ZM120 160V161H119ZM123 160V159H122ZM145 160V161H144ZM148 160V161H147ZM169 160H170V163H169ZM176 162H175V161ZM231 160V161H230ZM60 161H62L61 163H62V165H61V163H60ZM75 161V162H74ZM80 161V162H79ZM83 163H82V162ZM107 161V162H106ZM119 161V162H118ZM147 161V162H146ZM166 161V162H165ZM168 161V162H167ZM237 161H238V163H237ZM66 164H65V163ZM77 162V163H76ZM91 162V163H90ZM157 162H159V163H157ZM172 162V163H171ZM175 162V163H174ZM179 162V163H178ZM192 162V163H191ZM228 162H230V163H228ZM242 162V163H241ZM262 162H264V160L262 161ZM37 163H38V166H37ZM82 163V164H81ZM90 163V164H89ZM95 163V164H94ZM106 163V164H105ZM119 163H120V166H119ZM124 163V165H122ZM148 163V164H147ZM210 163L211 164H213V165H210ZM227 163V164H226ZM234 163H236V164H234ZM261 163V162H260ZM68 164H69V166H68ZM71 164H74V165H71ZM81 166H80V165ZM88 164V165H87ZM92 164V165H91ZM146 166H145V165ZM176 164V165H175ZM196 164V165H195ZM223 164V165H222ZM244 164V165H243ZM253 164V163H252ZM251 164V167L253 168V167H258V166H260L261 165V167H262V164H258L257 166L255 165L254 166V164L252 165ZM19 165V164H18ZM83 165V166H82ZM89 165H91V166H89ZM95 165V166H94ZM115 165V166H114ZM228 165V166H227ZM232 165V166H231ZM234 165H236V166H234ZM56 166V167H55ZM72 166V167H71ZM76 166V167H75ZM86 166H88V169H87V167ZM111 166V167H110ZM138 166V165H137ZM162 166V167H161ZM198 166V167H197ZM264 166V165H263ZM1 167H3V168H1ZM21 168V170H20V168ZM55 167V168H54ZM63 167L65 168V169H63ZM68 167V168H67ZM74 167H75V169H74ZM78 167H82V168H78ZM89 167H91V168H89ZM100 167H101V169H100ZM122 167H124V168H122ZM144 167H148L147 169L146 168H144ZM212 167V168H211ZM232 167V168H231ZM245 167H244V169H245ZM251 167L249 168V165L247 166V169L248 170H243V171H245V172H247V171H249V169H251ZM12 168V167H11ZM37 168V169H36ZM66 168H67V170H66ZM70 168H72V169H70ZM77 168V169H76ZM84 168V169H83ZM133 168V169H132ZM144 168V169H143ZM219 168V169H218ZM232 170H231V169ZM263 168V167H262ZM7 169V170H6ZM22 169H23V171H22ZM51 169V170H50ZM56 169V170H55ZM57 169H59V170H57ZM68 169H69V171H68ZM94 169V170H93ZM97 169V170H96ZM115 169V171L116 172H114L113 170ZM135 169V170H134ZM137 169H139V172H137L138 170ZM148 169H152L151 171H153V172H159L160 171V173L159 174H164V173H166V170H167V174H168V176H169V178H173V179H171L172 181H173V183H172V181H168V177H166V178H168L167 180H166V178L165 177H161V178H164L165 179V181L166 182H171L172 184H173V186L171 185V187H174L175 185H178V183H179V180H180V185L181 184H183L185 181H187L188 179V181L190 182L191 180H192V185H193V190L195 191V193H190L189 194V196L191 197V198H193V200H195V203H196V205H195V208H197V209H195L194 208V210L192 211V212H194L192 215L193 216H191V213H190V215L188 216H185V218H184V222H183V220H182V218H181V220H182V222L180 221V218H178V219H176L177 221H176V224L178 223V222H181V223H179V226H178V230H177V234H174L175 233V231H176V229H177V227H176V229H174L173 231L171 230H168L167 228L168 227H170L171 226V224L169 225V223L168 222H170V217L172 216V214H171V211H173V209L174 208H176V205L177 204H175V207H174V205L172 204V199H174V201L175 202H173V203H177L176 202V198L178 197H176L175 196V198L172 196V195H166V196H164L166 199H164V197H163V199H161L160 198V196H158L157 195V197H155V195L156 194H158V193H156L155 195H154V192L153 191H155V189H156V191H161V189L160 188H163V190H165L164 188H166V191H163L162 190V192L163 193H167V194H169L170 193V190L173 192V189L172 188H170L169 187V190H167V188H168V185L170 186V184H164V185H161L160 184V182L162 181L161 180V178H160V180L161 181H159V183L158 184H155V186L153 185V183H151L152 182V179H153V181H157L156 180V178L155 177H153L152 179H150L149 178V174L150 173H152V172H150V173H148L149 172V170ZM153 169H155L156 171H154ZM235 169V170H234ZM240 169V170H239ZM20 170V171H19ZM34 170H38L39 171V173H42L41 171H43V173L42 174H44L45 176H47V178H48V181L50 182L51 180L49 179V177H48V175H50V177L52 176V181L55 183V184H52V182H50L51 183V185H52V187H51V185H49L50 186V190H51V192L53 191L52 189H54V187H56V190H54L53 191V193L51 194V200L50 201H42L43 203H41V201H38V198L39 197H37L38 196V191H37V189L34 187V184H33V186H32V183L31 184H29V183H27V182H29V180L28 179H30V177L32 178V179H30V180H32V181H30V182H33V180H34V178H33V174H35L36 173V171L34 172ZM64 170V171H63ZM72 170V171H71ZM83 170H85V171H83ZM91 170V171H90ZM111 170V171H110ZM130 170V171H129ZM132 170V171H131ZM163 170H165V171H163ZM176 170V171H175ZM196 170V171H195ZM214 170V171H213ZM254 170H256V173H258V170H260V169H258V168H256V169H254ZM253 170V171H254ZM262 170V169H261ZM264 170V169H263ZM12 171L14 172V175H16V177L15 176H12L11 175V173H12ZM74 171V172H73ZM81 171V172H80ZM120 171V172H119ZM123 171H124V175H122V178H121V174L123 173ZM134 171V172H133ZM144 171V172H143ZM147 171V172H146ZM162 171L164 172V173H162ZM170 171V172H169ZM224 171V172H223ZM5 172V173H4ZM7 172V173H6ZM11 172V173H10ZM32 172H33V174H32ZM64 172H65V175L67 176L68 174V178L67 177H65L64 176ZM78 174H77V173ZM98 172H100V173H98ZM114 172V174H112ZM128 172V173H127ZM203 172V173H202ZM214 172H216V173H214ZM227 172V173H226ZM10 173V174H9ZM84 173H86V174H84ZM89 173V174H88ZM103 173V174H102ZM119 173H121V174H119ZM132 173H135V174H132ZM138 173L140 174V176H137L138 175ZM219 173V174H218ZM234 173V174H233ZM75 174H77L79 177V179L77 178V175H75ZM91 174V175H90ZM95 174V175H94ZM120 175V178H119V176H118V178H117V175ZM137 174V175H136ZM155 174V173H154ZM179 174V175H178ZM241 174H242V176L245 178V179H242L243 177L241 176ZM72 175V176H71ZM75 175V176H74ZM81 175H84V176H81ZM87 175H89V176H91V177H93L94 176V181H93V178H91V177H88ZM102 175H105V176H102ZM134 175H136V177H134ZM148 177V179H147V177ZM153 175V174H152ZM230 175V176H229ZM247 175V176H246ZM248 175H249V177H248ZM76 177V178H74V177ZM98 176H102L101 178L100 177H98ZM110 176H111V178H110ZM113 176H116L115 178L113 177ZM142 176H143V178H142ZM145 176V177H144ZM179 176V177H178ZM195 176H197V177H195ZM202 176V177H201ZM216 176V177H215ZM234 176V177H233ZM29 177V178H28ZM62 178V179H60V178ZM72 177V179H70ZM107 177L110 179V180H108L107 179ZM125 177H127L126 179L129 181V182H127V183H129L130 185V187L127 185V187H128V191H130V190H132L131 192L133 193L134 192V194L137 192H139L138 193V196H136V195H134V194H132V195H134L135 197H136V199L137 198H139V199H133V197L131 198V199H129L132 195L130 194V196L128 195L130 192H128L127 191V187L126 188H124V186H123V184L121 183V181L123 180V178L125 179ZM151 177V176H150ZM156 177H157V175H156ZM182 177V178H181ZM187 177V178H186ZM195 177V178H194ZM19 178V179H18ZM27 178V179H26ZM54 178V179H53ZM57 178H59V179H57ZM66 178V179H65ZM80 178H81V180H80ZM83 178H84V180H83ZM90 178V179H89ZM135 178H137V179H140V181H138L137 179H135ZM145 178V179H144ZM155 178V179H154ZM191 178V179H190ZM228 178V179H227ZM26 179V180H25ZM69 179V180H68ZM73 179H74V183H72L73 182ZM98 179V180H97ZM113 179V181H111ZM122 179V180H121ZM149 180V181H147V180ZM159 179V178H158ZM163 179V180H164ZM19 180V181H18ZM22 182H21V181ZM72 180V181H71ZM77 182H76V181ZM85 180H87L86 182H85ZM106 180V181H105ZM108 180V181H107ZM115 180H117V183L119 182V180H120V183H118V186L119 187H122L123 186V189H126V190H124V192L126 191V192H128L127 194L126 193H124V192H122L123 190L122 189H120V188H118L120 191V193L118 192V191H116V190H118V189H115L116 187H118L117 186V183H116V181ZM141 180H142V182H143V185L141 184L142 182H141ZM146 180V181H145ZM197 180H198V182H197ZM201 180V181H200ZM213 180V181H212ZM223 180V181H222ZM227 180V181H226ZM244 180V181H243ZM4 181V182H3ZM61 181V182H60ZM63 181H65V182H63ZM70 181V182H69ZM83 181V182H82ZM99 181V182H98ZM102 182V184L106 187V188H110V187H112V184L114 183V187H112L110 190H111V192L114 194H112L113 196H115V197H117V199L118 200H120L121 199V201L122 202H120V203H123V204H125V206L126 205H129L128 206V208L130 207V211L128 210V208L127 207H125L124 206V208L123 207H121V208H123V210L125 209L126 211H127V213L124 211L123 213H121V212H117V210H119L120 209V211L122 210L121 208H120V206H121V204L118 202V200L114 197V199H115V201L117 200V202H118V204L116 203V205L114 206V203L115 202H111V203H109L110 202V200H111V198L109 199V195H108V193L110 192V190H108V189H106V188H104V186L101 184V182ZM115 181V182H114ZM131 181V182H130ZM226 181V182H225ZM57 182V183H56ZM64 184H63V183ZM78 182H81L82 184L80 185V183L79 184H77ZM85 182V183H84ZM88 182V183H87ZM93 182V184H91V183ZM106 182L108 183V185L106 184ZM109 182H111V183H109ZM124 182V181H123ZM141 182V183H140ZM146 182H147V184H146ZM150 182V183H149ZM163 182V181H162ZM165 182V183H166ZM183 182V183H182ZM188 182V183H189ZM218 182V183H217ZM15 183V184H14ZM49 183V184H50ZM58 183H61L60 185L58 184ZM76 183V184H75ZM87 183V184H86ZM95 183V184H94ZM131 183L133 184V185H131ZM155 183V182H154ZM157 183V182H156ZM201 183V184H200ZM207 183V184H206ZM222 183V184H221ZM227 183V184H226ZM30 186H29V185ZM56 184H57V186H56ZM64 185V187H65V190L63 189V185ZM66 184H68V185H66ZM71 184V185H70ZM74 184V185H73ZM86 184V185H85ZM90 184V185H89ZM96 184H98V185H96ZM111 186H110V185ZM144 184H145V186H144ZM150 184V185H149ZM163 184V183H162ZM196 184H197V186L199 187H197L196 186ZM200 184V185H199ZM224 184V185H223ZM66 185V186H65ZM77 185H78V187L80 186L82 189H84L85 190V193H83L84 192V190H82L81 188H78L77 187ZM89 185V186H88ZM94 185H96V187L94 186ZM100 185V186H99ZM107 185V186H106ZM125 185V184H124ZM134 185H138L139 187H141V188H139L138 186V189H136L137 187L136 186H134ZM141 185V186H140ZM147 185L149 186V188H146V190H145V187H147ZM153 185V187H151ZM156 185H161V186H156ZM167 187H166V186ZM204 185H205V188H204ZM225 185H227L226 187H225ZM10 186V187H9ZM26 186V187H25ZM27 186H29V187H27ZM71 186H75L74 188H78L79 190L81 189L83 192V195L84 194H86V192H88V194L89 195H91L92 193H93V191L92 192H90L91 190H90V188L92 189V190H97V191H99L98 190V188L97 187H99V189H101L99 192H103V194L105 193L106 195H102L101 193H99V192H97V193H99V195L101 194V197L99 196V195H97V197L99 196L100 198H97V199H95L96 197H95V195H96V193H95V195H94V193L92 194L93 195V198L91 199L92 201H89V199H88V197H84V196H80L82 193H80L81 192V190L79 191V190H77V192H75V190L77 189H74L73 187H71ZM86 186H87V188H86ZM94 186V187H93ZM165 186V187H164ZM182 186V185H181ZM180 186V187H181ZM189 186H191V184L189 185ZM220 186V187H219ZM234 186H236V187H234ZM238 186V187H237ZM69 187V188H68ZM88 190H86L85 188ZM131 187H134L133 189H131ZM150 187H151V190H153L152 192H153V195H152V193H151V191H149V189H150ZM183 187V186H182ZM195 187V188H194ZM197 187V188H196ZM203 187V188H202ZM229 187V188H228ZM52 188V189H51ZM62 188V189H61ZM94 188V189H93ZM129 188H130V190H129ZM142 188H144V189H142ZM158 188V189H157ZM208 188V189H207ZM225 188V189H224ZM4 189V190H3ZM58 189V190H57ZM68 189H71V190H73V191H71V190H68ZM104 189V190H103ZM148 189V190H147ZM160 189V190H159ZM233 189H235L234 191H233ZM2 190V191H1ZM25 190V191H24ZM32 190V191H31ZM90 190V191H89ZM106 190H108L107 192H106ZM134 190H136V191H134ZM140 190V191H139ZM13 191V192H12ZM21 191V192H20ZM70 191V192H69ZM78 191H79V194L80 195H77V193H78ZM94 191V192H95ZM168 191H169V193H168ZM191 191V190H190ZM189 191V192H190ZM24 194H23V193ZM36 192V193H35ZM90 192V193H89ZM116 192L118 193V194H121V193H123V194H125V195H123L122 194V196L123 197H120L121 195H118V194H116ZM13 193H16V194H13ZM20 193V194H19ZM23 195H22V194ZM65 193H66V195H65ZM74 193H76V194H74ZM136 193V194H137ZM165 193V194H166ZM11 194H12V196H11ZM87 194V195H88ZM110 194V193H109ZM116 194V195H115ZM160 194V193H159ZM171 194V193H170ZM192 194V195H191ZM242 194H244V193H242ZM14 195H15V197H16V195L18 196V197H16L17 198V200H18V202H20V203H17V213H18V220H19V222H21V224L20 225H18V230H19V232H20V234L18 233V236L16 235V233H15V226L12 224V214H11V210H10V202H11V198H14ZM25 195V196H24ZM55 195H57V196H55ZM60 195V196H59ZM68 195V196H67ZM72 195V196H71ZM87 195H85V196H87ZM107 195H108V200H107ZM118 195V196H117ZM128 196V198H127V196ZM141 195H143V196H141ZM161 195H162V193H161ZM10 196V197H9ZM75 196V197H74ZM77 196V197H76ZM82 197V198H80V197ZM102 196H105V197H103L104 198V201H103V199H101L102 198ZM113 196H112V201H113ZM127 198H125V197ZM154 196V197H153ZM170 197V199H169V197ZM172 196V197H171ZM192 196H194V197H192ZM213 196V197H212ZM25 197V198H24ZM59 197H60V199H62L61 201H60V199H59ZM64 199H63V198ZM73 197V198H72ZM92 197V196H91ZM91 197H89V198H91ZM95 197V198H94ZM119 197H120V199H119ZM147 197V198H146ZM78 198H80V200L78 199ZM83 198H84V200L85 201H83ZM86 198H87V200H86ZM106 198V199H105ZM146 200H148L149 201V204H148V202H147V204L148 205H150V206H148V207H150V209L148 208H146L147 210H144L143 208H142V212L139 210V209H141V208H139V206L140 205H144V203H142L141 204V201L143 202V200L144 199ZM155 198V199H154ZM158 198V200H156ZM159 198L161 199L160 200V202L163 200L164 202H165V200H166V202L165 203H163V202H161V203H159ZM195 198V199H194ZM72 199H74L73 201L74 202H76L75 204H74V202H72ZM75 199H77V200H75ZM98 199H101L100 201L98 200ZM129 199V201L131 200H134V201H132L133 202V205H132V202L130 201V203H129V201L127 202V200ZM143 199V200H142ZM150 199H154L153 200V202L152 203H150L151 201H150ZM167 199H169V200H167ZM53 200H55V201H53ZM57 200V201H56ZM68 200H70V201H68ZM105 200H107L106 202H108V203H106L105 202ZM145 200H144V202H145ZM146 200V201H147ZM172 200V201H171ZM233 200V201H232ZM25 201V202H24ZM68 201V202H67ZM102 201L104 202V203H102ZM125 201V202H124ZM158 201V202H157ZM197 201V202H196ZM226 201V202H225ZM46 202H48V203H46ZM66 202V203H65ZM71 202V203H70ZM80 202V203H79ZM81 202H82V205H81ZM86 202V203H85ZM92 202V203H91ZM167 202H168V205H167ZM171 202V203H170ZM234 202V203H233ZM22 203V204H21ZM63 205H62V204ZM84 203V204H83ZM96 203H98V204H96ZM109 206V207H107V205ZM137 203H139V205L137 204ZM156 203H158L157 205H155ZM163 203V204H162ZM169 203L172 205V206H170V207H172L173 209L170 211L168 208H166V207H169ZM212 203V204H211ZM230 203H232V204H230ZM49 204H51V206H49ZM52 204H54V208H52ZM88 204V205H87ZM111 204H113V205H111ZM123 204H122V206H123ZM161 205V207L163 208H160V209H162L161 211L162 212H165V211H163V210H169L170 211V214H169V216L170 217H168L167 215H166V217H168V219H169V221L168 222H164V221H167L168 219H163V221L161 220L162 219V217L165 215L164 213H160L159 214V212L156 210L157 208L159 209V207H160V205ZM216 204V205H215ZM229 204V205H228ZM80 205H81V207H80ZM86 205V206H85ZM99 205H101V206H103V207H101V206H99ZM106 205V206H105ZM119 205V206H118ZM142 205V206H143ZM145 205H146V203H145ZM152 205H153V207H152ZM155 205V206H154ZM163 205L165 206V205H167V206H165V207H163ZM82 206H84V207H82ZM89 206V207H88ZM96 206V207H95ZM114 206V208L115 209H113V208H110V207H113ZM116 206H117V208L119 207V209H117L116 208ZM135 206V207H134ZM138 206V208H136ZM141 206V207H142ZM202 206V207H201ZM55 207H56V209H55ZM72 207V208H71ZM87 207V208H86ZM94 207V208H93ZM169 207V208H170ZM204 207V208H203ZM208 207H210V209L208 208ZM220 207V208H219ZM51 208L53 209L52 210V212H51ZM60 208H62V209H60ZM89 208V209H88ZM107 208V209H106ZM108 208H110V209H108ZM152 208L153 209H155L156 211H154V210H152ZM166 208V209H165ZM203 208V209H202ZM66 209V210H65ZM73 209H75V210H73ZM78 209V210H77ZM86 209V211H84ZM95 209V210H94ZM97 209H99L98 210V213H97ZM103 211H102V210ZM104 209H106L105 211H107V212H104ZM112 209V210H111ZM133 209H135V210H133ZM171 209V208H170ZM50 210V211H49ZM70 210V211H69ZM73 210V211H72ZM82 210V211H81ZM88 210V211H87ZM111 212H110V211ZM122 210V211H123ZM136 213V215H135V213L133 212V211ZM138 210V211H137ZM149 210H150V213L153 211V212H158L157 214L155 213L154 214V216L157 218V220L155 221L153 218H155V217H150L151 215L153 216V213L152 214H150L149 215ZM115 211L119 214V213H121L122 215H120V216H118V214L117 213H115ZM160 211V212H161ZM200 211V212H199ZM53 214H51V213ZM71 213V215H70V213ZM82 212V213H81ZM114 213V214H111V213ZM132 213V215L130 214V213ZM138 212V213H137ZM141 212V213H140ZM199 212V213H198ZM16 213V214H17ZM51 214V216H50V214ZM63 213V214H62ZM69 213V214H68ZM79 213V214H78ZM102 213V214H101ZM133 213H134V215H133ZM143 213V214H142ZM148 214V216H147V214ZM167 213H168V211H167ZM166 213V214H167ZM173 213V212H172ZM197 213H198V215H197ZM90 214V215H89ZM106 214V215H105ZM109 214V215H108ZM111 214V215H110ZM127 214V215H126ZM130 214V216H131V218L133 219V217L132 216H134V218H136L135 216H139V218H137V219H142V218H144L145 216H147V218L145 217V220L146 219H148V220H146V223H143V224H145V226L143 227L142 226V223H141V220H140V222H139V224H138V222H136V221H139V220H137V219H135V220H133L132 221V219L130 220L129 219V217L130 216H128ZM144 214H146L145 216H144ZM201 214V215H200ZM206 214V215H205ZM63 215V216H62ZM93 215V216H92ZM97 215V216H96ZM125 217H124V216ZM141 215V216H140ZM163 215V216H162ZM209 215V214H208ZM86 216V217H85ZM88 216H89V218H88ZM105 216V217H104ZM110 216H112V218L110 217ZM115 216L117 217L116 219H118V220H116V219H114L115 218ZM122 216V217H121ZM143 216V217H142ZM161 217V219H160V217ZM51 217V218H50ZM54 217V218H53ZM60 217V218H59ZM80 217V218H79ZM94 217V218H93ZM102 217H103V219H102ZM126 217H128V218H126ZM158 217H159V219H158ZM10 218H11V220H10ZM58 218V219H57ZM73 218V219H72ZM78 218V219H77ZM85 218V219H84ZM99 218V219H98ZM125 218V219H124ZM150 218V219H149ZM164 218V217H163ZM172 218V217H171ZM173 218H175L174 217V214H173ZM172 218V220H173V222L175 223V220ZM200 218V219H199ZM208 218V217H207ZM91 219H93V220H91ZM105 219H108V220H106L105 221ZM120 219V220H119ZM128 219V220H127ZM187 219H189V220H187ZM251 219H254V218H251ZM250 219V221H249V218H247V222L249 221L250 223L252 222V221H255L256 219H254V220H251ZM21 220V221H20ZM81 222H80V221ZM83 220V221H82ZM88 222H87V221ZM98 220H100V221H98ZM109 220H110V222H109ZM116 220V221H115ZM125 220V221H124ZM127 220V221H126ZM150 220H152V221H150ZM153 220L155 221V222H158L157 223V225L155 224V222H153ZM159 220H161V221H159ZM171 220V221H172ZM263 220V219H262ZM12 221V222H11ZM54 221V222H53ZM95 221H97L96 222V224H95ZM118 221H119V223H121L122 225V229L121 228H119L118 230H115V231H113V232H111L113 229H116L117 227H115V226H113L112 224H114V223H116V226H118L119 225V223H118ZM129 221V222H128ZM132 223H131V222ZM135 221V222H134ZM148 221H150V222H152L151 223V225H150V223L148 222ZM258 221V220H257ZM256 221V222H257ZM59 222V223H58ZM69 222V223H68ZM74 222V223H73ZM94 222V223H93ZM99 222V223H98ZM103 222V223H102ZM142 222H143V219H142ZM162 222L164 223V224H166V225H169L168 227H166V229L169 231V232H166V234H165V231H167L166 229H165V227H163V225H162ZM190 222V223H189ZM62 225H61V224ZM71 223V224H70ZM77 223V224H76ZM90 223V224H89ZM126 224V225H123V224ZM129 223V224H128ZM135 223H136V225H135ZM159 223H161V225H159ZM168 223V224H167ZM170 223H172V222H170ZM73 224V225H72ZM81 224V225H80ZM84 224V225H83ZM91 224H92V226H91ZM103 224V225H102ZM107 224H109V225H107ZM118 224V225H117ZM141 224V226H140V228H139V225ZM146 224H147V226H146ZM152 224H154V225H152ZM253 224V223H252ZM21 225H22V227H21ZM71 225V226H70ZM95 225V226H94ZM112 225V226H111ZM115 225V224H114ZM162 226L163 228H161L162 229V231H161V229H160V227L159 226ZM172 225H174L173 223H172ZM80 228V226H81V229H78V227ZM103 226V227H102ZM108 226V227H107ZM120 226V225H119ZM120 226V227H121ZM123 226H125V227H123ZM129 226V227H128ZM150 227V226H152V228L150 227V229L149 228H146V227ZM65 227V228H64ZM70 227V228H69ZM76 227V228H75ZM100 227V228H99ZM110 227L111 228H113L111 231H109L110 230ZM134 227V228H133ZM135 227L137 228L135 231H134V229H135ZM155 227H157V230H156V228ZM20 228H21V230H20ZM60 228H61V230H60ZM63 228V229H62ZM85 228H87V229H85ZM91 228V229H90ZM101 228H103V229H101ZM109 229L108 231H109V233H108V231L106 232V229ZM127 228H129L128 229V232H131L130 234L129 233H127L125 230H127ZM131 228H133V229H131ZM142 228V229H141ZM155 228V229H154ZM17 229V228H16ZM82 229H85V230H82ZM89 229V230H88ZM131 229V230H130ZM139 229V230H138ZM146 229H149V230H146ZM13 230V231H12ZM75 230V231H74ZM81 230V231H80ZM90 230H92V231H90ZM103 230V231H102ZM141 230V231H140ZM152 230H153V232H152ZM165 230V231H164ZM65 231V232H64ZM72 231H74V232H72ZM78 232V235L80 234V236H77V232ZM83 231V234H81V232ZM88 231V232H87ZM125 231V232H124ZM137 231V232H136ZM140 231V232H139ZM144 231V232H143ZM146 231H148V232H146ZM161 231V232H160ZM22 232V233H21ZM85 232V233H84ZM87 232V233H86ZM91 232V233H90ZM94 232V233H93ZM101 232H103V235H102V233ZM124 232V233H123ZM150 232V233H149ZM158 232H160L159 234H158ZM163 232V233H162ZM180 232V233H179ZM194 232V233H193ZM5 233V234H4ZM8 233V234H7ZM11 233V234H10ZM75 233V234H74ZM106 233H108V234H106ZM140 233H143V234H140ZM147 233H149V234H147ZM152 233V234H151ZM15 234V235H14ZM56 234V235H55ZM60 234H62V235H60ZM68 234V235H67ZM71 234V235H70ZM85 234V235H84ZM87 234H90V236L89 235H87ZM93 234V235H92ZM100 235V237H99V235ZM117 234V235H116ZM126 234V235H125ZM127 234H129V235H127ZM146 236H145V235ZM152 236H151V235ZM155 234V235H154ZM157 234V235H156ZM160 234H162V235H160ZM166 236H165V235ZM169 234V235H168ZM174 234V235H173ZM65 235L67 236V240L65 239L66 237H65ZM76 236L75 238L77 239V240H75V238H74V236ZM102 235V236H101ZM106 235V236H105ZM138 235H139V238H138ZM142 235V236H141ZM150 235V236H149ZM160 235V236H159ZM168 235V236H167ZM172 235V236H171ZM2 236V237H1ZM71 236V237H70ZM73 236V237H72ZM114 236V237H113ZM122 236V237H121ZM123 236H124V238H123ZM129 236V237H128ZM132 236V237H131ZM140 236H141V238H140ZM155 236V237H154ZM8 237V238H7ZM21 237V238H20ZM69 237V238H68ZM79 237V238H78ZM91 237V238H90ZM111 237V238H110ZM116 237L118 238V239H116ZM121 237V238H120ZM128 237V238H127ZM131 237V238H130ZM147 237H152V238H147ZM157 237V238H156ZM159 237V238H158ZM161 237V238H160ZM163 237V238H162ZM171 237V238H170ZM194 237V238H193ZM24 238V239H23ZM71 238V239H70ZM81 238V239H80ZM86 238H88V239H86ZM89 238L92 240V242L93 243H91V241L89 240ZM96 238H98V239H96ZM133 238V239H132ZM62 239H63V241H62ZM78 239H80L79 241H78ZM109 239V242L107 241V240ZM117 240V242H116V240ZM122 239V240H121ZM123 239H124V241H123ZM142 239H143V241H142ZM151 239V240H150ZM154 239H156V240H154ZM21 240V241H20ZM51 240V241H50ZM70 240V241H69ZM86 240V241H85ZM111 240V241H110ZM113 240V241H112ZM120 240V241H119ZM126 240H128V243H130V244H127V241ZM131 240V241H130ZM133 240V241H132ZM137 240V241H136ZM146 240H149V241H146ZM162 240V241H161ZM19 241V242H18ZM73 241V242H72ZM74 241H78V243L77 242H75L74 243ZM84 241L86 242V244L87 245H85V246H87V247H84ZM89 241V242H88ZM95 241V242H94ZM134 241H136V243L134 242ZM165 241V242H164ZM190 241V242H189ZM31 242V243H30ZM60 242V243H59ZM68 242V243H67ZM82 242V243H81ZM89 244H88V243ZM105 244H104V243ZM119 242V243H118ZM172 242V243H171ZM23 243V244H22ZM25 243V244H24ZM58 243V244H57ZM98 243V244H97ZM111 243H114V244H111ZM123 243V244H122ZM136 244L135 246H131V245H134V244ZM151 243V244H150ZM153 243V244H152ZM166 243V244H165ZM169 243H171V247L168 245ZM45 244V243H44ZM63 244V245H62ZM65 244V245H64ZM67 244V245H66ZM72 244V245H71ZM95 244V245H94ZM101 244V245H100ZM140 244H142V245H140ZM155 244V245H154ZM238 244V243H237ZM4 245V246H3ZM11 245V246H10ZM32 247H31V246ZM35 245V247H33ZM42 245V246H41ZM76 245H77V247L79 248V250H78V248L76 247ZM93 245V246H92ZM99 245V246H98ZM117 245V246H116ZM151 245H153V246H151ZM158 245V246H157ZM191 245V244H190ZM3 246V247H2ZM30 246V247H29ZM91 246V247H90ZM95 246H96V248H95ZM104 246V247H103ZM106 246V247H105ZM111 246H113V247H111ZM127 246V247H126ZM130 246H131V248H130ZM140 248H138V247ZM142 248H141V247ZM160 246H161V248H160ZM182 247V249H181V247ZM36 247H39V248H41V249H37L38 250V252H40L41 253V251H42V253L44 254L47 250V254L45 253L44 255L47 257H42V254H40V253H38V254H36V252L37 251H35V249H36ZM45 247V248H44ZM74 247V248H73ZM80 247H81V249H83V251H81V249H80ZM98 247L103 251V249H104V254L103 255H100V254H102V251H100L99 252V250H98ZM117 247H119L120 249H118ZM136 247H137V249H136ZM152 247V248H151ZM160 248V250H159V248ZM169 247V248H168ZM43 248V249H42ZM47 248V249H46ZM85 248H87L86 249V251H85ZM89 248H91V249H89ZM95 248V249H94ZM116 250H115V249ZM132 248H135V249H132ZM146 248V249H145ZM158 248V249H157ZM167 248V249H166ZM32 249H34V252H32ZM45 249V250H44ZM66 249V248H65ZM77 249V250H76ZM89 249V250H88ZM107 249V250H106ZM128 249H129V251H128ZM144 249V250H143ZM176 249H178L177 251H176ZM22 250V251H21ZM67 250V251H68ZM91 250V251H90ZM94 250H96V251H94ZM112 250V251H111ZM125 250L127 251V252H125ZM132 250V251H131ZM137 250V251H136ZM142 250V251H141ZM159 250V251H158ZM170 250H171V252H170ZM44 251V252H43ZM50 251V252H49ZM77 251V252H76ZM100 253L99 255H98V252ZM105 251H106V253H105ZM115 251H116V254H115ZM135 251V252H134ZM153 251V252H152ZM154 251H156V253L154 252ZM5 252V253H4ZM13 252V253H12ZM64 252H65V250L63 251V253L61 252V254L60 253H57V256L58 257H60V258H63V259H66V260H64V261H66L67 263H68V258H64V257H66L65 255H67V254H65L64 255ZM80 252V253H79ZM97 252V253H96ZM111 252V253H110ZM114 252V253H113ZM125 254L126 253V255H124L123 253ZM141 252V253H140ZM143 252V253H142ZM150 252H152V253H150ZM169 252V253H168ZM55 254H56V252H54ZM54 253H51L53 256H56V255H54ZM66 253H68V252H66ZM74 253H72V254H74ZM109 255H108V254ZM133 254V256L135 257H133L132 256V254ZM136 253V254H135ZM145 253H147L148 255H151L150 257H148V255L147 254H145ZM5 254V255H4ZM15 254V255H14ZM39 254H40V256H39ZM59 254V255H58ZM91 254V253H90ZM91 254V255H92ZM105 254H107V256L105 255ZM111 254V255H110ZM127 254H129V255H127ZM140 254H141V256H140ZM145 254V255H144ZM21 255V256H20ZM61 255V256H60ZM86 255V254H85ZM91 255H89V258L91 257ZM93 255V256H94ZM106 257H105V256ZM120 255V256H119ZM131 255V256H130ZM138 255H139V257H138ZM144 255V256H143ZM162 255V257L160 258V256ZM49 256V255H48ZM51 256V255H50ZM49 256V258L48 259H51L52 257H50ZM82 256V255H81ZM93 256H92V258H93ZM109 256V257H108ZM114 256H115V258L117 257V256H119V257H117V259H115L114 258ZM128 256H130V257H128ZM146 256H147V258L148 259H146ZM210 256V255H209ZM208 256V259H206V258H203L202 260H204L203 261V263L205 262V264H206V262H207V264H212V257H211V259H210V257ZM103 257H104V259H103ZM111 257H113L115 260H117L116 262H114V260H111ZM123 259H122V258ZM126 257V259H124ZM143 257H145V258H143ZM152 257V258H151ZM155 257H157L158 259H156ZM168 258V259H166V258ZM206 257V256H205ZM27 258V259H26ZM55 258V257H54ZM54 258H52V259H54ZM86 258H88V254L86 255ZM92 258H90V260L92 259ZM106 258V259H105ZM109 258V259H108ZM118 258L120 259V261L118 260ZM130 258V259H129ZM133 258V259H132ZM149 258H151L153 261V263L152 262H150L151 261V259H149ZM166 259V261L167 262H165V259ZM56 259V258H55ZM95 261L97 260V259H95V256H94V258H93ZM105 260V261H103V260ZM142 259V260H141ZM160 259V260H159ZM206 259V260H205ZM27 260V261H26ZM72 260V259H71ZM71 260H69V263L68 264H71V263H73L74 261H75V263H73V264H79V263H81V262H83V264H86L85 263V260L84 259H82L81 258V260H77V259H73L72 261L73 262H71ZM125 260V261H124ZM129 260V261H128ZM130 260H134L133 262H131ZM144 260V261H145ZM154 260H155V262H154ZM217 261H219V264H220V260L221 259H219V257H217V259H216ZM48 261V260H47ZM56 261V260H55ZM63 261V260H62ZM61 261V262H62ZM81 261V262H80ZM98 261V260H97ZM127 261V262H126ZM138 261H140V262H138ZM144 261L142 262L143 264H144ZM211 261V262H210ZM59 262H60V260H59ZM71 262V263H70ZM99 262V261H98ZM101 262H100V264H101ZM104 262V263H103ZM108 262H107V264H108ZM129 262V263H128ZM141 263V264H142ZM145 263H146V261H145ZM29 264H31V263H29ZM82 264V263H81ZM88 264V263H87ZM89 264H92L91 262L89 263ZM106 264V263H105ZM155 264H158V263H155Z\"/></svg>", "mask_w": 264, "mask_h": 264}]
</instances>
